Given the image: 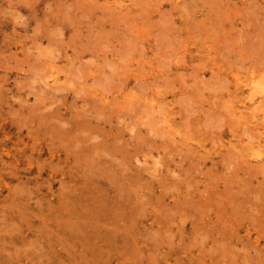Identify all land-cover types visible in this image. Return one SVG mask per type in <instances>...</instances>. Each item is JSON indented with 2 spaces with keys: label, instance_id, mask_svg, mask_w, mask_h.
Instances as JSON below:
<instances>
[{
  "label": "rangeland",
  "instance_id": "374dc122",
  "mask_svg": "<svg viewBox=\"0 0 264 264\" xmlns=\"http://www.w3.org/2000/svg\"><path fill=\"white\" fill-rule=\"evenodd\" d=\"M27 1L29 4H27ZM62 1L61 0H41V1L40 0L39 1L38 0H21V1L20 0H0V51H1L0 56H2V57H0V91H1L0 99H3L0 101V217H2V218H0V240H1L0 241V264H167V263L168 264H199V262L201 260L202 261L200 262V264H208V263L209 264H229L230 262H231L230 264H252V263H254L252 259L246 258V261H245V257L236 256L235 254L226 255V253H225V254H222V256H220L219 254L217 255L219 249H217L213 246H210V245H212L213 241L208 242V239L212 240L211 236L207 234L208 238L205 239L206 235H204V229L203 228L199 227V229H195V230L190 228V226H191L190 223H191L192 219L195 217L197 210H195L194 207H192V209L189 208L190 212L187 214L191 215V217L187 216L188 218H186L187 214H183V212L186 213V211H184L183 208H181V210H179V208L175 207L173 205V202H171V200L174 201L172 196L171 197L166 196V198L162 197V193H161L162 190L167 191L169 189L170 192L172 190V192L175 193V197L177 199L176 204L179 201L181 203L182 201L187 200V199H184L185 197H178L177 195L181 194L180 192H178V189L175 190L174 187L170 186V184H169V186L172 189L169 187H166L165 184H163L164 181L162 182V185H164V187H160L159 190H156V192L153 196L152 202L155 203V208L149 204L147 205V207L150 210L154 209L156 211L158 209H161L160 206H162L163 207L162 210H160L159 212L156 211V213H159L161 215L163 212V214H165V216L164 217L162 216V217L163 218L166 217L167 221L165 222L163 220L161 223H155L154 225L147 224L146 227L142 226V227L136 228L138 232L143 233V231H144L142 237L145 238V241L142 238V241H140L139 243H131V244H127V245L124 244V245H120V246L119 245H117V246L113 245L110 247L105 246L104 247L105 249H103V251L95 252V248L92 246V244H90V243L87 244V243L83 242L80 239V235H77L75 233V228H76L75 222H76V220L81 221L83 219H78L75 216H71V215H73V213H71V214L69 213V206H70L69 204H70V202L73 201V199L71 197H75V194H78L79 189H77V188H79V186L81 187V185H82V181L79 180V182H78V180H77L81 177V174H79V173L77 174L75 172V169H73V163H70L71 165H69L66 162V156L67 155H66L64 149H63L64 151L62 152L63 154H62L61 159L58 157H52L51 156V152H50L51 149L57 148V145L59 146L60 144H64V142H62L60 138L56 137V133H60V131L57 128H55L56 126H58L60 124L58 119L57 120L54 119L51 121H50V119H53V116H51L52 114H56V113L58 114L59 111L62 114V115L60 114V116L65 117V119H66V117L69 118L70 116L72 117V115H76V114H77L76 116H81L80 118H83V119H88V118L90 119V118H92V116H94L95 120L92 123H89V126H88V127H90V129L88 128V129H86V131L84 130L87 133L91 130L95 131L97 129V128H95V124H97L96 120H99V119L96 118V116L97 115H101V116L103 115L109 119L107 122H105V123L102 122L100 124L101 126L103 124V127L106 126L105 131L108 132V130H109V132H111V133H115V132L117 133V131L119 129L118 132H123L124 133L123 137H125V138L121 137L122 138L121 142L122 143L123 142L124 143L130 142L131 143V145H129L128 143L126 145L128 150L131 151V154L129 153V156L131 157L130 159L133 163V164L131 163V167L136 168L139 166H142V167H144V166L150 167L151 166L153 168H157L158 166L156 167V165L159 164L158 160H161L163 158L162 160H164V161H162V162H167L166 166L161 165V163H160V165H161V167L164 166L163 171H165V173L168 172L169 168H170V169H176L179 171V173H182V177H180V178H183V176H184V178H185V176H188V177L191 176L192 177L191 179H189L191 182L190 188L192 187L191 189L197 193V196L195 198L196 200L201 196L205 197V195H208V188H209V189H212L209 191H213L210 193L216 192L215 193V195L217 196L216 198L220 197V195H221L220 192H223V189H224V192L222 193L223 195H221V198L226 197L225 192H229L228 194L226 193V195H228L226 198H228V197L230 198L231 195L235 194L234 196L237 195L236 197H238V202L240 201V198L244 197L243 199L251 201V198L253 197L254 199L253 198L252 199L254 200V203H256V202L258 204H259V202L262 203L264 201V200H262L263 198H261L262 194L264 195V191L262 192V190L264 189L263 188L264 187V180L262 179L264 176V173H263L264 165L261 164L262 163L261 161H259L260 160L259 157L253 158L252 155L248 156V158L252 159V161H250V163H249V162H244L242 157H237L239 154H237V156H235L238 149L233 144H238L240 146L242 144H244V145L250 144L251 142L258 141V138L260 139V137L262 136V134L259 135L261 133V132H259V129L255 128L254 130H252V126H254L253 125L254 123L247 122L245 118L241 117V119L243 120L242 122L243 123L245 122L246 126H245V123L244 124L243 123L238 124L237 116L240 114H243L242 111H247L248 113L244 112V114L246 113L245 115H249V112L251 111V109L246 108L244 106V104L248 101V98H249L248 95L251 91L252 85L255 83V84H260L261 87L264 86V59H263V57H264V50H263L264 49V35H263L264 34V19H262V18H264V0H196V1L195 0H185V2L188 5V6L187 5L186 6L188 8L187 7L183 8V5L185 6V4H186L184 2V0H140V1L139 0H135V1L134 0H100V1L99 0H86V1L85 0H75V1L74 0H62ZM68 1H71V2H68ZM80 1H83V2L80 3ZM90 1H93V4ZM150 1L153 2L154 5ZM210 1H211V3H210ZM212 1L214 2L215 5L212 4L213 3ZM226 1L227 2L229 1V2L227 3ZM61 2L65 6L61 5ZM67 2L70 4H72V3L76 4V5L72 4V8L75 7V9L74 8L72 9L71 6H69L70 4L66 5ZM137 2L139 4H137ZM149 2L151 5L149 4ZM51 3H53L52 4V6L54 5L53 7L50 6ZM216 3H218V4H216ZM107 4H109V5H107ZM222 4H224V5H222ZM225 4L227 7L225 6ZM241 4H243V6H241ZM46 5H47V7H46ZM94 5H95V7H94ZM212 5H214V7ZM111 6L113 9L111 8ZM140 6H143L142 8L145 7L144 10ZM149 6H151V9L153 11H149L150 10ZM176 6H178V7L176 8ZM219 6H222V7H219ZM85 7H89L90 9H88V10L89 11L92 10L93 12L90 13L87 10V8H85ZM99 7H102V8H99ZM171 7L173 8V10ZM46 8H48V10ZM49 8H50V10H49ZM78 8H80V9H78ZM91 8H93L95 11ZM115 8H117L116 9L117 11L114 10ZM120 8H123V9H120ZM208 8H209L210 12L207 13V11H209ZM237 8H239V9H237ZM62 9H63L62 12L66 16V18H64V20H62V18H61L64 15V14L62 15V12H61ZM66 9L67 10L70 9L67 11L68 13L64 11ZM158 9H160L161 11H165V13H162ZM165 9L167 11L169 10L168 12L170 14H167L168 12H166ZM184 9H186V10L189 9L190 13L188 11H185ZM35 10L38 11V14H39L38 18L41 17L39 19V22H42L41 23L42 25H38L39 22H37V20H36L37 15H35V14H37V13ZM49 11H51L53 13H50ZM70 11H71V13H73V15L70 13ZM86 11H88V12H86ZM183 11H185V12H183ZM44 12H46L47 14L50 13L49 14L50 18L47 15L48 20H47V18H45L46 13L44 15ZM81 12L82 13L84 12V14H82ZM97 12H99V13H97ZM149 12H152V13H150V15H149ZM219 12H220V14H219ZM69 13H70V15H69ZM104 13H105V16H103ZM112 13L115 14L114 17H113V15L111 17ZM120 13H121V15H123L124 18H122ZM142 13L144 16H142ZM144 13H146L147 16L149 15L150 18L148 17V19H147V16ZM226 13H227V15H226ZM127 14H129V16ZM164 14L165 15L167 14V16L169 15L168 16L169 18L167 16L165 17ZM43 15H44V17H42ZM59 15L61 17H59ZM78 15H80V16H78ZM99 15L101 16L100 18H103V19L98 18ZM133 15H135V16H133ZM127 16L129 18H127ZM218 16H219V18L220 17L221 18L219 19ZM104 17L105 18L107 17V19L104 20L105 19ZM162 17H165L167 19L164 20V19H162ZM67 18H68V20L66 21ZM73 18H75L74 21H73ZM89 18H94V20L92 19V23H90L91 20ZM112 18L115 19V22H114V20H113V22H111L112 20H109ZM143 18L145 20L147 19L146 21L147 22L149 21L148 22L149 24L147 22H145V20ZM155 18H157V19H155ZM25 19H26L27 23L25 22ZM123 19H127L128 21L125 22V20H123ZM170 19L172 22L171 24L169 23ZM186 19L188 20V22L190 20L189 23H191L190 25L192 27L190 25H188L189 24L188 22H185ZM251 19L254 21H252ZM14 20L15 21L21 20V21L19 23H17V21H16V23H15ZM87 20H88V22H87ZM100 20L103 22V24ZM117 20H119L120 22L122 21V22L120 23ZM158 20H161V21L158 22ZM209 20L211 23L209 22ZM211 20H213V22L215 21L214 24H212L213 22ZM155 21H156V23H155ZM62 22H63V24H62ZM67 22L68 23L70 22L69 28L71 29V27H72V29L70 31L67 30V28H66V30H64L65 27H68V26H64V25L68 24ZM163 22H164V24L166 22H168L167 24L168 25L170 24L169 25L170 27H175V29H173V28L169 29L168 28L169 30H167V27L166 26L164 27V24H162ZM195 22H196V25L194 24ZM71 23H72V25H71ZM76 23L78 26L76 25ZM144 23H145V27L143 25ZM54 24L56 25V27L54 26ZM61 24L64 26L63 27L64 29H62L61 27L60 28L58 27V25L61 26ZM146 24H147V26H146ZM160 24H161V26H159ZM244 24H245V27H243ZM249 24L252 26L253 30L251 27H249L250 26ZM35 25H37V27L39 28L38 29L39 31L37 30V27L35 28ZM132 25H133V27H132ZM155 25H156V27H155ZM193 25H195V26H193ZM210 25H212V28ZM213 25H216V26H213ZM232 25H234L235 28ZM254 25H255V27H254ZM88 26H90L91 29H92V27L93 28L95 27V28L92 30L90 29L91 30L90 31V30H88L89 29ZM151 26H153V27H151ZM87 27H88V29H87ZM125 27L128 28V30ZM137 27L139 28V30L137 29ZM208 27H209V29H207ZM34 28H35V30H34ZM46 28H48L49 30ZM122 28H123V30H122ZM162 28H163V30H162ZM223 28H225V30ZM250 28H251V30H250ZM58 29H59V31H58ZM60 29L64 30L65 32L60 30ZM129 29H130V32H126V31H129ZM176 29H177L178 33H177ZM210 29H211V31H210ZM212 29L213 30L215 29V30L213 31ZM226 29L230 31V34L227 33L229 31H227ZM231 29H232V31H231ZM254 29H255V31H254ZM50 30H51V32L53 31L52 33L56 34V36H57V33L61 34V32H63L62 34L65 33V35L66 34L67 35L65 37H63L64 35L63 36L61 35V37H59L60 35L58 34L59 36H57V38H56L55 35L53 36V34L49 33ZM73 30L76 31V33H77L78 37H80V39L77 38V35L74 34L75 31L73 32ZM96 30H97V32H96ZM153 30H154V33H152ZM164 30L165 31L167 30L166 33H164ZM207 30H209L210 33ZM216 30L217 31L220 30V31L217 32ZM221 30L223 32L225 31L224 32L225 34L227 33V37L225 36L226 38L223 36L224 33ZM55 31H56V33H55ZM79 31H81V32H79ZM99 31H100V33H99ZM102 31L105 33L102 34L101 33ZM162 31H163V33H162ZM171 31L172 32L174 31V33H172ZM251 31L252 32L254 31V32L252 33ZM260 31L262 32V35H261ZM111 32H113V33H111ZM115 32H116V34H115ZM123 32L125 35L123 34ZM211 32H214V33H211ZM243 32L245 33V35L243 34L242 37L239 38ZM83 33L86 35H84ZM161 33H162V35H161ZM167 33H169V35L170 34H172V35L168 36ZM69 34L71 36H69ZM90 34L91 35L93 34L92 37L89 36ZM100 34H102V39H101ZM112 34H113V36H111ZM174 34L176 35L175 37H174ZM248 34H250L252 36L254 35V36L253 37L251 36L249 38ZM81 35H83V36H81ZM228 35H230V39H229ZM31 36H32V38H31ZM88 36H89V39H88ZM125 36H126V38H125ZM156 36L158 38H155ZM172 36H173V38H172ZM217 36H218V39H217ZM258 36L259 37L261 36V37L259 38ZM34 37H35V40H33ZM69 37L71 39H68ZM93 37H94L95 41L91 40ZM169 37H170V39H169ZM262 37H263V40H262ZM52 38H56L55 40L58 39V44L56 43L57 41H55L54 39L52 40ZM65 38H66V42H65V40L63 41V39H65ZM141 38H143V39H141ZM182 38H184V39H182ZM215 38L218 40V43H217V40ZM231 38H232V40H231ZM234 38L236 40L239 38L242 41L239 39L237 40L238 42L233 41V40H235ZM252 38H254V40ZM59 39H62L63 43H61V40H59ZM75 39H77L78 42ZM86 39H88V40L86 41ZM163 39H166V40L163 41ZM177 39H179V41ZM220 39H222V40H220ZM256 39H258V41ZM90 40L94 41V43L96 42L97 46L95 44L93 45V43H91ZM120 40L126 41V42L123 43V42H120ZM131 40L132 41L134 40L133 43ZM184 40H185V43H184ZM224 40L226 41V43L221 42ZM74 41H75V43H74ZM170 41H172L171 45H170ZM69 42H70V45L68 46ZM72 43H73V47L75 44L77 49L72 47ZM88 43L89 44L91 43V44L89 45ZM101 43H103L104 46ZM139 43L143 45V47H144L143 49H145V51L141 48V45H139ZM159 43L162 44L161 47L156 45ZM233 43H235L236 45H234ZM248 43H250L249 44L250 46H248ZM55 44H56V46H55ZM76 44H78V45H76ZM80 44L84 45V47H81ZM86 44L88 46H85ZM105 44H106V46H105ZM131 44L133 45V47L131 46ZM253 44H254V46H253ZM91 45H93V46H91ZM260 45L263 46V48ZM57 46H61V47H57ZM99 46H101V47H99ZM121 46H123V47H121ZM226 46L228 47L229 51L226 48ZM25 47L27 48L26 49L27 51L25 50ZM56 47H57V49H56ZM63 47H65L66 50H64ZM221 47H224L226 50H222L224 48H221ZM243 47H245V48H243ZM255 47H257V51H255L256 50ZM52 48H54L55 50H53ZM79 48L80 49L82 48V49L80 50ZM84 48L85 49L89 48L90 50L89 49L84 50ZM91 48H93L96 51H93V49H91ZM126 48L128 49V51L126 50ZM133 48H134V50H133ZM235 48H237L236 51L234 50ZM246 48L247 49L249 48V49L247 50ZM230 49H231V51H230ZM57 50H58L57 53L59 55H62V54L65 55L66 54V56L62 55V56H60V58L63 57V59L62 58L60 59L59 55H56ZM77 50H80L81 52L77 51ZM98 50L100 53L97 52ZM102 50L104 53L102 52ZM221 50L225 51V53L224 52L221 53L222 52ZM25 51H26V53H25ZM87 51H88V53H87ZM115 51H116V53H115ZM227 51L230 54H227ZM238 51H239V53H238ZM240 51H243V52H240ZM244 51H245V53H244ZM53 52H54V54H53ZM83 52L84 53L86 52L87 54L82 55V54H84ZM124 52L125 53L130 52L131 56L129 53H128L129 56H127ZM233 52H235V53H233ZM255 52L259 55H257ZM261 52H263V55ZM73 53H75V55ZM90 53L93 55V58H92V55H90ZM121 53L122 54L124 53L126 56H124V55L122 56ZM249 53H250V55H247ZM240 54H242V55L239 56ZM251 54H252V57H253V55H255L253 57V59H251L249 57V56H251ZM53 55H54V57H53ZM112 55L115 57L113 58ZM139 55H141V56H139ZM183 55L186 59L183 57ZM235 55H238V56H235ZM260 55H261V57H260ZM6 56H7V58H6ZM27 56L29 58L28 59L26 58L25 59L26 62H25V60H23V57H27ZM71 56H73L74 60H75V61L73 60L74 62L72 61V63L70 62L73 59V57L71 58ZM102 56H103V58H102ZM105 57H108L109 59L105 58ZM127 57H129L128 58L129 60H127ZM130 57L133 58L131 60V62H130V59H131ZM225 57L228 60L225 61V59H222ZM235 57L238 60L237 59L235 60L234 59ZM54 58H55V61H53ZM183 58H184V60H183ZM255 58H257V59H255ZM16 59H18V60H16ZM104 59H105V62H104ZM110 59L113 61V64L109 63V62H112V61H109ZM178 59H179V61H178ZM230 59L231 60L233 59V61L235 63L232 62ZM50 60H52V62ZM89 60L92 64V65L90 64L91 65L90 67H89V64H87V65L85 64ZM117 60H118V63L116 62ZM29 61L31 62L32 65L29 64L30 63ZM237 61H239L242 64V68L240 67L241 64L237 65V63H239ZM260 61L262 62L263 65H261ZM17 62H18V65L15 66L16 64H14V63H17ZM54 62H56V63H54ZM140 62H143V63L141 64ZM227 62H228V64H227ZM259 62H260V64H259ZM5 63L7 65H9L10 67H8ZM26 63H28V64H26ZM73 63H74V65H73ZM99 63L103 67H100L101 65ZM105 63L107 66L105 65ZM122 63L125 66H123ZM159 63H161V64H159ZM55 64H58V65L55 66ZM97 64L100 65L99 66L100 68L98 67ZM115 64H116V66H115L116 69H114V66H113ZM118 64L121 68L123 67L122 70H120L121 68H118V66H117ZM253 64H255V66ZM12 65H14V66H12ZM71 65H73L74 67ZM84 65L89 67L88 68L89 70H85L87 67ZM109 65H112L113 68L109 67ZM191 65H194L196 68L194 66L192 68ZM20 66H22V68ZM28 66H29L30 72L27 70ZM59 66L61 68L58 69ZM137 66H138V68H137ZM259 66H261V67H259ZM4 67L5 68L8 67L9 69L6 68L7 69L6 70ZM79 67L82 68V70ZM83 67H85V69ZM103 68L106 71L105 72L103 70L104 73L106 74V76H105V74H103V71H101ZM110 68H112L113 74L110 73L111 72ZM98 69H100V71ZM161 70H163V71H161ZM113 71H115L116 73ZM123 71L125 72L124 75H123V73H124ZM73 72H74V74H73ZM118 72H119V74H118ZM2 73L4 74L3 76H2ZM5 74H6V76H5ZM109 74L114 75V76H110ZM27 75H29L28 78H27ZM52 75H59L60 76V81H59V83H56V84H60V83L66 84L67 83L69 86L64 85L66 87L65 88L63 85L60 84L61 87L63 88V89L61 88L62 92H60L59 91L60 89H58V88H53V87L51 88V85H49L48 82H50L51 84H55V83H53ZM76 75H78V77L80 76V78H77ZM120 75L121 76L123 75L124 77L126 76L125 80H123V78H124L123 76H122L123 78L121 79ZM95 76H98L101 79L100 78L97 79L98 77L95 78ZM155 76H157V78H155ZM68 77H70L71 80L73 77H74L73 80H75V78H77V80L71 81V80H69L70 78L68 79ZM102 78H103V81H102ZM43 79L47 81L48 85H45V82H43ZM78 79H79L80 83L77 82ZM108 79H109V82H108ZM117 79L119 81L121 80V82L119 83ZM219 79H221V80H219ZM15 80L19 81V82H17L18 84L16 83ZM110 80H111V82H110ZM96 82L98 83V85H96L97 84ZM138 82H140V83H138ZM84 83L86 84V86L85 85L82 86V89H81V85H83ZM87 83H89V84L87 85ZM94 83H95V85H94ZM221 83H222V85H220ZM223 83L224 84L229 83V84H227V85H229L227 87V89L225 87L226 85L224 86ZM246 83H249V84H246ZM19 85H21L20 87H22V89H20V88L18 89ZM74 85H77V87H73ZM242 85H243V88L245 89L244 91H242L240 89V86H242ZM8 86L11 88L9 89ZM135 86H136V88H135ZM67 87H69L70 91L69 90L66 91V89H68ZM70 87H72V88H70ZM88 87H89V89H88ZM203 87H205V88H203ZM219 87H220L221 91L218 89ZM73 88H75V89H73ZM76 88H78V89H76ZM39 89H41V90H39ZM45 89H46V92L45 91L43 92V90H45ZM84 89L86 90V93H85ZM91 89L93 91H90ZM222 89L224 91H222ZM79 90H80V92H79ZM214 90H216V91L219 90V91L213 92ZM39 91H40V93H39ZM64 91H65V93H64ZM74 91H76L75 94H74ZM89 91L92 93H90ZM127 91H130L133 93V95L135 96V97L134 96L132 97L133 100H136L138 97L141 100H144V98H147L148 101L151 100V101H153V103H155V102L160 103L159 107L162 109L163 113H164V111H166V113L170 114V112L172 110H175L176 111L175 116H178L177 122L179 123V128L181 130V134H180V132H178V134H177V136H178L177 139L172 140L173 138L171 136H168V135L166 137L161 138V136L155 135L156 131L153 128H152V130H153V132L155 131V134L150 132V131H152V130H150L151 127L153 125H155V124H152L153 121H152V118L150 116L154 115V117H153V120H154L155 115H157V114L153 110H151V106H150L151 104L143 106V104L139 105V103H135V104L133 103V105H132L131 104L132 101H130L128 98L125 99L126 98L125 94L127 93ZM48 92H49V94L46 95V93H48ZM78 92H79V94H78ZM81 92H83L84 94L83 93L81 94ZM95 92H98V94H106V95L108 94L110 96L111 100L113 101V105H112V107L110 106V108H107L105 111L107 112L108 110L112 109L111 114L110 113L102 114L105 111L102 110L103 108L101 107V104L99 103V99L97 97H95V95H94ZM222 92H223V94H222ZM41 93H43L46 96H43V94H41ZM39 94H41V96ZM114 94L116 95V97L114 96ZM179 94H181V95H179ZM183 94L188 95L189 98ZM48 95L50 97L51 96L53 97V98H51L52 101H51V99H49ZM76 95H78V96H76ZM81 95H83V96H81ZM85 95H89V96H85ZM192 95H196V97L194 96L195 97L194 98ZM18 96H20L21 98ZM37 96H39L38 97L39 99L37 98ZM74 96L79 97V98L75 99ZM127 97H129V95H127ZM41 98H43V102H41L42 101ZM44 98H46L45 101H44ZM115 98L118 101H115L116 100ZM58 99H59V101H58ZM92 99H93V102H92ZM49 100H50V103H49L50 106L48 104ZM53 100L55 102H53ZM56 100H57V104L55 106H53V104L56 103ZM219 100H220V104L222 105L221 107L219 104H216V102L217 101L219 102ZM2 101H4V102H2ZM30 101H32V102H30ZM88 101L91 103H94L95 105L90 103V106H89ZM58 102H59V104L62 103L61 106L58 104ZM96 102H98L100 104V106H99L100 108L98 107L99 108L98 112H96V110H95L97 108V107L95 108V106L99 105L98 103L96 104ZM133 102H135V101H133ZM183 102H184V104H183ZM37 103H39V105H37ZM44 104H47L48 106L44 105ZM83 104L86 106H84ZM187 105H188V107H186ZM82 106L84 108L82 110L79 109L80 107L82 108ZM128 106H130V107H128ZM136 106H138L137 109H136ZM146 106L147 107L150 106V108L148 107L146 109L145 108ZM85 107H87V108H85ZM113 107H114V109H113ZM184 107H186L187 109L189 108L190 110L185 111L186 108L184 109ZM210 107H214L215 111L218 109L219 110V111L217 110L218 114L220 113L219 115H221V116L216 114L217 112L215 113V111H212V113H211V110L213 108L210 109ZM131 108H134V113L137 112L136 110H138L139 108L141 111L139 110L140 113H138L139 112L138 111L137 114H134V113L132 114L133 109H131ZM141 108H143V110ZM17 109H19V110H17ZM78 109H79V111H78ZM128 109H129V113L127 114ZM191 109H193V110H191ZM35 110L37 112H35ZM53 110H55V111H53ZM122 110H124V111L127 110V111L124 113ZM194 111H196V113ZM41 112H43V113H41ZM143 112L145 114H143ZM151 112H153L152 113L153 115L151 114ZM190 112H191V114H190ZM44 113H45V115H44ZM89 113L91 114L90 116L87 115ZM166 113H164V114H166ZM208 113L209 114L211 113V115L213 117L211 115H208ZM222 113H224V115ZM107 114H110V115H107ZM146 114H148L147 116L149 118L146 117ZM186 114H188V115H186ZM39 115L43 116L44 118L40 117ZM136 115H139V116L136 117ZM23 116H25L24 118L26 120L23 118ZM82 116H84L85 118ZM110 116H112V117H110ZM132 116H133V118L135 117L134 118L135 119L134 124L136 125V128L139 129V127H140L139 130L142 133L140 131H137L135 133L131 132V130L133 131V129H135V126L133 124L134 121H132L131 122L132 124H130V121L133 119ZM215 116L217 119H218V117H220L221 119L219 118L220 120L218 119L219 120L218 121L215 118V120H214ZM120 117L122 118V120ZM140 117H142V118L145 117V121H147V122H145L146 126L144 123V119H142ZM186 117H189V119ZM207 117L210 119H208ZM231 117L232 118L234 117V118L232 119ZM207 120H210L208 122H212L211 120H214V125H212L213 123L212 124L207 123ZM222 120H223V122H222ZM233 120L235 121V123L237 125H235ZM148 121H150V122L148 123ZM187 121H189L188 122L189 124L188 123L186 124ZM72 122L73 121H71V120L70 121L64 120V122L61 125H62V127H68V125H69V127H71ZM111 122H112V124H111ZM55 123H57L56 126H54ZM119 123H121L122 125L120 124L121 125L120 126ZM137 123H139L140 126L139 125L137 126ZM147 123L150 126H147ZM223 123H224V127H223ZM247 123H250V125L248 124V126H247ZM204 124L207 126L204 127ZM109 125H111V126H109ZM92 126L94 127L93 129H92ZM122 126L124 129L122 128ZM187 126H188V128H187ZM243 126H245V127H243ZM221 127H223V128H221ZM246 127H248V128H246ZM120 129H121V131H120ZM138 129H135L134 131H136ZM155 129H156V127H155ZM244 129H245V132H244ZM248 129L255 131V134H253L254 132L252 133ZM210 130H212L211 132H213V133H211ZM256 130H258V133H256L257 132ZM260 130L262 131V129H260ZM247 132H250L251 134L247 133ZM82 133L86 134L84 132H82ZM130 133H131V135L134 134L133 135L134 137L131 136ZM137 133H139V134H137ZM140 133H141V135L144 134L145 136L144 135L143 136L145 138L143 136H140ZM145 133L147 134V136ZM136 134L138 135L137 137L135 136ZM249 134L252 135L250 137L251 139L253 138L252 140L250 138H248L247 136H245V135L249 136ZM95 135H97L96 132H95ZM153 135L156 137V139H154L155 137ZM254 135H256V137ZM149 136H151V137H149ZM212 136L215 137V139L212 138ZM54 137L56 138V140ZM99 137L101 138L102 136L100 135ZM109 137L111 138V140L113 142H117V143L120 142V141H118V140H120L119 137H114L112 134L109 135ZM138 137L141 138V140L138 139ZM134 138H136L137 140H135ZM146 139H147V142H146ZM152 139H153V142L150 141L151 145H152L151 146V145H149L150 144L149 140H152ZM92 140L97 141L99 139L98 138L96 139V137H95V138H92ZM143 140L145 141L146 145H145ZM214 140H216V143ZM134 141H135V143L142 141V143H139V145H137L136 146L137 148H136L135 145L137 143L135 144ZM161 141H163V142H161ZM59 142H61V143H59ZM73 142L74 141H72L70 143L67 142V144H71V143L73 144ZM258 142H260V141H258ZM88 143H90V141ZM159 143L161 145H159ZM203 143L206 145H204ZM263 143H264V141L261 142V145H259L256 148V150L258 148L260 150H262V149L264 150V148H263L264 144ZM157 145H158V147H156ZM42 146H43V149H41ZM61 147L65 148L64 145H61ZM169 147H172V148L170 149ZM176 147H177V149H176ZM232 147L234 149L233 152H232V149L230 150V148H232ZM148 148H150V149H148ZM153 148H155V149L152 150ZM188 148H190L189 150H191V151H189ZM143 149H144V151H143ZM169 149H170V151H169ZM216 149H217V151L214 152V150H216ZM227 149H228V152H227ZM235 149L237 150L236 152H235ZM145 150L148 152L147 155L150 154L149 157H147V155L145 154ZM248 150L250 151L251 149H248ZM67 152H69V151H67ZM135 152H138L141 155V158L143 160H147V162H146L147 164H144V162L139 163L137 161L136 156L132 155V153H135ZM170 152L173 155V156H171V158L169 157L171 155ZM180 152H182V154L184 152L183 156L180 154ZM225 152H227L228 154H225ZM229 152L234 153L233 155L235 156V158L237 157V159H235L234 156L231 155ZM154 155L156 156V158ZM190 155H192L191 158H190ZM222 155L224 157H222ZM226 155H228V156L226 157ZM229 156H233V159L235 161L233 159L232 160L234 163L231 162L232 160H230V159L232 157L230 158ZM263 156H264V153H263ZM107 157L110 158V156H107ZM165 157H167V158H165ZM221 157L223 159H225V161H223L221 159ZM228 157L230 159H228ZM180 160H181V162H180ZM197 161H198L199 165L196 164ZM227 161H230L231 163L227 162ZM155 162H157L156 165L154 164ZM236 162L238 164H236ZM254 162H255V164H252ZM189 163H191V167L189 166L190 165ZM55 164H57V166ZM140 164H142V165H140ZM178 164H180V166ZM229 164H230V166H228ZM249 164H250V166H249ZM258 164H260V166H258ZM167 165H168V169L166 168ZM252 165H254V166H252ZM69 166H70V169H72L73 172L76 173V177H72L73 176L72 174H71V176L68 174V172L70 170ZM231 166H233L235 168V170ZM81 167L82 166H79L78 169H81ZM227 167L230 169L231 175H233L235 177L234 179L229 174V171H228L229 169ZM158 168H160V167H158ZM226 168H227V170L225 171ZM188 169H190L191 171ZM199 169H201L202 171H200ZM204 169L206 170V172L204 171ZM236 169H237V171H236ZM151 170L153 171V169H151ZM245 170H248V171H245ZM261 170H263V171H261ZM143 171L147 172V174L149 173L148 174L149 178H151L155 174V172H154V174L153 173L151 174L150 170H148V171L143 170ZM197 171L199 173H197ZM232 171H235L237 173H235V175H234V172L232 174ZM62 172H64V173H62ZM246 172H248L249 174H247ZM226 173H228V174H226ZM244 173L247 174V176ZM205 175H207V176L213 175V176L211 178L206 177V178H208V179H206ZM248 175H250L249 178H248ZM154 176H156V175H154ZM177 177L178 176L175 175V179L180 180V178L179 177L177 178ZM196 177H197V179H196ZM213 177L216 178V181ZM245 177H247L248 180H250V177H252L250 180L251 182H249L247 180V178H245ZM172 179H174V175H172L171 172L169 171L168 175H167V182H169V181L171 182ZM193 179H196L195 183H194ZM212 179L214 181H212ZM197 180L200 182H197ZM204 180H206V181H204ZM257 180L259 183H257ZM186 181H188V180H186ZM243 181H246V182H243ZM72 183H74V184H72ZM256 183L259 185H257ZM60 185H61V187H60ZM73 185H75V186H73ZM210 185H213L214 187L211 188ZM249 186L253 190L251 189L249 191V188H248ZM261 186H262V190L260 189ZM12 187H14V188L11 189ZM148 187L145 188L146 192H144V193H149L150 187H151L150 184H148ZM230 187H232L234 190L239 187L238 188L239 192L237 193L238 189H236L234 192V190ZM175 188H176V186H175ZM206 189H207V191H206ZM254 189L256 191H254ZM61 190H62V192H61ZM214 190H216V191H214ZM153 191H155V190H153ZM241 191H243V192H241ZM248 191H249V194H248ZM252 191H253V193H252ZM258 191H260L262 193H260ZM61 193H63L64 195ZM242 194H246V195H242ZM253 194H256V195L254 196ZM257 196L260 197L259 200H258ZM145 197H147V196H145ZM148 198H149V196H148ZM148 198H146V200H148ZM161 198H165V200L161 201ZM255 198H256V200H255ZM181 199H182V201H181ZM188 199H190V198H188ZM253 200L251 202H253ZM250 201H249L250 204L248 202L244 201L245 204L248 203L249 205L243 204V201L241 202L242 206L245 205L248 207V208L246 207L247 208L246 209L245 206H243V208H241L242 206H240L241 210L245 211V215H247V213H249L250 210L252 209V207L255 205L254 203L251 204ZM9 203L11 204V206ZM7 205H8V207H7ZM172 205H173V207H175V209H174L175 211L173 210V212L169 211V208ZM188 205H189V202H187V204L184 206L187 207ZM67 209H68V211H67ZM2 210L5 213L2 212ZM28 213L30 215H28ZM173 214H174V216H173ZM179 214H181V215H179ZM4 215H5V217H4ZM42 215H44V216H42ZM179 216H180V218H179ZM249 217H251V216H249ZM8 218H10V219H8ZM196 218L198 220V216ZM58 219H59V221H58ZM249 219L250 220H247L248 221L247 225H249V222L251 224L253 223L251 220L252 218H249ZM169 220H171V221L169 222ZM9 221H11V222H9ZM21 221H23L24 224ZM174 221L175 222L177 221V222L175 223ZM198 221H199L198 226H201L203 224V220L199 219ZM15 222H17V223H15ZM171 222H173V223H171ZM27 223L29 225H27ZM180 223H183V224L180 225ZM187 223H189L190 229L185 226ZM10 224H11V226H10ZM158 224H161V228ZM205 225L207 226V228L212 227L211 224H208V225L205 224ZM12 226H13V228H12ZM249 226H251V225H249ZM162 227H165V228H163L164 230L162 229ZM156 228L158 229V233L154 234L157 230ZM168 228L170 230H168ZM176 228H177V231L174 232L173 230H176ZM152 229L153 230L155 229L154 233L152 232ZM159 230L164 235L161 234L159 232ZM148 231L152 232V233L148 234L147 233ZM195 231L198 232L199 235ZM253 231H255V230H253ZM8 232H9V234H8ZM171 232L174 234H172ZM246 232L247 231H245V230L241 231V235L246 234ZM145 234H147V235H145ZM202 234L204 236H200ZM220 234H221V232H220ZM149 235H150V237L148 238ZM154 235H157V236H154ZM162 235H163V238L160 237ZM216 235H218V233H215L214 236H216ZM156 237H157V239H156ZM159 237L161 239H159ZM193 237H194V239H193ZM200 237H202V238L204 237L203 238L204 240L203 239H202L203 241L200 240ZM253 237L247 236L244 241L238 242V244H235L236 242H234L233 245H236L235 247H237L240 250L243 249L241 251L246 255V253L248 251L245 248H243V246L246 244V245H249L250 247H253L254 246V238ZM181 239H183V240H181ZM172 240H173V242H172ZM191 240H193V241H191ZM194 240L196 242V246L194 244ZM8 241H10V242H8ZM230 241H231V239H230ZM262 241L264 243V236L262 237ZM31 242H32V244H34L33 246L31 244ZM163 242H165V243H163ZM167 242L170 243L171 247ZM178 242H179V244L177 245ZM197 242H198V244H197ZM189 243H191V244L189 245ZM155 244H156V246H155ZM200 244H203V245H200ZM27 245L29 247H26ZM233 245H229V246L234 247ZM190 246H191V248H190ZM193 246H195V248ZM17 247H19V249ZM14 248L16 250V253H15ZM204 248H205V250H208V252L207 251L205 252ZM199 249H201V250H199ZM216 250H217V252L215 254ZM142 251L144 252V254ZM85 252L87 253V255L85 254ZM210 252H211V254H210ZM254 252L255 251L253 248L252 253L255 255L256 252L255 253ZM138 253L140 255H138ZM150 253L153 255L151 256ZM212 253L215 256H213ZM197 254H198V256H197ZM142 255H143V257H142ZM154 255H155V257H154ZM166 255H167V257H166ZM224 255L227 256L228 258L227 257L224 258ZM161 256H162V258H161ZM154 260H157V261H154ZM220 260H221V262H220ZM163 261H165V262H163Z\"/></svg>",
  "mask_w": 264,
  "mask_h": 264
},
{
  "label": "bare ground",
  "instance_id": "6f19581e",
  "mask_svg": "<svg viewBox=\"0 0 264 264\" xmlns=\"http://www.w3.org/2000/svg\"><path fill=\"white\" fill-rule=\"evenodd\" d=\"M21 1V0H20ZM39 1V0H38ZM41 1V0H40ZM62 1V0H61ZM75 1V0H74ZM86 1V0H85ZM100 1V0H99ZM135 1V0H134ZM140 1V0H139ZM138 1V2H139ZM196 1V0H195ZM194 1V2H195ZM18 2V1H17ZM24 2V1H23ZM31 2V1H30ZM63 2V1H62ZM62 2H61V5H63V6H65L64 4H62ZM68 2H71V1H68ZM66 3V5L68 4H70V3ZM83 1H80V3H82ZM90 2H92V4H93V1H90ZM137 2V4H139ZM151 2V1H150ZM150 2H149V4H150ZM174 2V1H173ZM184 2H185V0H184ZM188 2V1H187ZM213 2V1H212ZM216 2V1H215ZM223 2V1H222ZM227 2V1H226ZM229 2V1H228ZM227 2V3H228ZM247 2V1H246ZM60 3V2H59ZM101 3V2H100ZM147 3V2H146ZM151 3H153V2H151ZM157 3V2H156ZM186 3V2H185ZM210 3H211V1H210ZM225 3V2H224ZM226 3V4H227ZM27 4H29L28 3V1H27ZM43 4V3H42ZM52 4L53 3H51V5L50 6H52ZM72 4H74V3H72ZM72 4H70L69 6H71V8H72ZM158 4V3H157ZM189 4V3H188ZM212 4H214V2L212 3ZM216 4H218V3H216ZM226 4H225V6H226ZM41 5V4H40ZM74 5H76V4H74ZM83 5V4H82ZM101 5V4H100ZM107 5H109V4H107ZM142 5V4H141ZM151 5V4H150ZM153 5H154V3H153ZM172 5V4H171ZM178 5V4H177ZM187 5V3L185 4V6L183 5V8L184 7H187L186 6ZM215 5V4H214ZM214 5H212L213 7H214ZM222 5H224V4H222ZM49 6V5H48ZM49 6V7H50ZM54 6V5H53ZM52 6V7H53ZM62 6V7H63ZM88 6V5H87ZM211 6V7H212ZM230 6V5H229ZM241 6H243V4H241ZM36 7V6H35ZM46 7H47V5H46ZM79 7V6H78ZM94 7H95V5H94ZM141 8L143 7V6H140ZM150 8V10L149 11H153L152 9H151V6H149ZM154 7V6H153ZM152 7V8H153ZM178 6H176V8H177ZM192 7V6H191ZM219 7H222V6H219ZM224 7V6H223ZM227 7V6H226ZM39 8V7H38ZM66 8V7H65ZM74 9H75V7H73ZM72 8V9H73ZM85 8H87V10L88 9H90L89 7H85ZM84 8V9H85ZM99 8H102V7H99ZM111 8H112V6H111ZM145 8V7H144ZM144 8H142L143 10H144ZM172 8V7H171ZM170 8V9H171ZM182 8V7H181ZM188 8V7H187ZM41 9V8H40ZM47 10H48V8H46ZM78 9H80V8H78ZM91 9H93V8H91ZM113 9V8H112ZM117 8H115L114 10H116ZM120 9H123V8H120ZM128 9V8H127ZM162 9V8H161ZM222 9V8H221ZM225 9V8H224ZM223 9V10H224ZM230 9V8H229ZM237 9H239V8H237ZM30 10V9H29ZM34 10V9H33ZM37 10V9H36ZM35 10V11H36ZM46 10V11H47ZM49 10H50V8H49ZM68 10H70V9H68ZM67 9L66 10H64L65 12H67L68 11ZM94 10V9H93ZM129 10V9H128ZM148 10V9H147ZM158 10H160V9H158ZM157 10V11H158ZM166 10V9H165ZM172 10H173V8H172ZM185 11H188L189 12V9L188 10H186V9H184ZM208 10H209V8H208ZM226 10V9H225ZM34 11V12H35ZM63 11V9L61 10V12ZM89 11V10H88ZM88 11H86V12H88ZM95 11V10H94ZM105 11V10H104ZM112 11V10H111ZM117 11V10H116ZM121 11V10H120ZM130 11V10H129ZM140 11V10H139ZM156 11V12H157ZM161 11V10H160ZM169 11V10H168ZM167 10H166V12H168ZM185 11H183V12H185ZM215 11V10H214ZM50 13H53V12H51V11H49ZM48 12V13H49ZM90 13H92L93 11L91 10V11H89ZM131 12V11H130ZM134 12V11H133ZM137 12V11H136ZM142 12V11H141ZM155 12V11H154ZM162 13H165V11H161ZM160 12V13H161ZM208 12H210V10L209 11H207V13ZM240 12V11H239ZM36 13L37 14H35V15H37V22H39V19L41 18V17H39L38 18V11H36ZM45 13L46 12H44V15H45ZM49 13V14H50ZM68 13V12H67ZM70 13H71V11H70ZM70 13H69V15H70ZM82 13V12H81ZM97 13H99V12H97ZM103 13V12H102ZM119 13V12H118ZM123 13V12H122ZM147 13V12H146ZM146 13H144L145 15H146ZM150 13H152V12H149V15H150ZM190 13V12H189ZM49 14H47L46 13V17L45 18H47V15H48V17L50 18V16H49ZM64 13L62 12V15H63ZM72 15H73V13H71ZM82 14H84V12L82 13ZM81 14V15H82ZM95 14V13H94ZM135 14V13H134ZM167 14H170L169 12L167 13ZM167 14L165 15L164 14V16L166 17L167 16ZM219 14H220V12H219ZM229 14V13H228ZM240 14V13H239ZM44 15L42 16V17H44ZM54 15V14H53ZM87 15V14H86ZM85 15V16H86ZM89 15V14H88ZM92 15V14H91ZM112 15H113V17H114V15L115 14H111V17H112ZM120 15H121V13H120ZM119 15V16H120ZM128 16H129V14H127ZM132 15V14H131ZM147 16V19H148V17L150 18V16ZM226 15H227V13H226ZM230 15V14H229ZM228 15V16H229ZM242 15V14H241ZM64 16V17H63ZM62 17L59 15V17H61L62 18V20H64V18H66V16H65V14L63 15ZM78 16H80V15H78ZM93 16V15H92ZM103 16H105V13H104V15ZM122 16V18H124L123 17V15H121ZM120 16V17H121ZM127 16V18H129ZM133 16H135V15H133ZM142 16H144L143 15V13H142ZM145 16V17H146ZM169 16V15H168ZM167 16V17H168ZM189 16V15H188ZM216 16V15H215ZM52 17V16H51ZM94 17V16H93ZM101 16L99 15V17L98 18H100ZM116 17V16H115ZM126 17V16H125ZM131 17V16H130ZM144 17V18H145ZM161 17V16H160ZM165 17H162V19H167V18H165ZM174 17V16H173ZM211 17V16H210ZM230 17V16H229ZM60 18V19H61ZM105 18V17H104ZM143 18V19H144ZM169 18V17H168ZM218 18H219V16H218ZM221 18V17H220ZM219 18V19H220ZM59 19V18H58ZM74 19L75 18H73V21H74ZM83 19V18H82ZM90 20H91V22L90 23H92V19L94 20V18H89ZM100 19H103V18H100ZM107 19V17L104 19V20H106ZM117 19V18H116ZM120 19V18H119ZM142 19V20H143ZM146 19V20H147ZM154 19V18H153ZM155 19H157V18H155ZM161 19V20H162ZM189 19V18H188ZM216 19V18H215ZM262 19H264V18H262ZM44 20V19H43ZM47 20H48V18H47ZM68 20V18L66 19V21ZM109 20H112L111 22H113V20H114V22H115V19H109ZM121 20V19H120ZM123 20H125V22L126 21H128L127 19H123ZM133 20V19H132ZM131 20V21H132ZM145 20V19H144ZM145 20V22H147ZM151 20V19H150ZM161 20H158V22L159 21H161ZM175 20V19H174ZM187 20V19H186ZM185 20V22H188V20L186 21ZM192 20V19H191ZM252 20V19H251ZM17 21V20H16ZM16 21L14 20V22L16 23ZM21 20H19V21H17V23H19ZM29 21V20H28ZM46 21V20H45ZM65 21V22H66ZM81 21V20H80ZM96 21V20H95ZM94 21V22H95ZM101 21V20H100ZM118 22H120L119 20H117ZM130 21V22H131ZM169 21V20H168ZM207 21V20H206ZM212 22H213V20H211ZM252 21H254V20H252ZM251 21V22H252ZM12 22V21H11ZM25 22H26V19H25ZM24 22V23H25ZM48 22V21H47ZM58 22V21H57ZM87 22H88V20H87ZM102 22V21H101ZM122 22V21H121ZM120 22V23H121ZM134 22V21H133ZM149 22V21H148ZM147 22V23H148ZM165 22V21H164ZM164 22L162 23V24H164ZM189 22H190V20H189ZM188 22V23H189ZM209 22H210V20H209ZM215 22V21H214ZM214 22L212 23V24H214ZM222 22V21H221ZM13 23V22H12ZM27 23V22H26ZM42 22H39L38 23V25H42L41 24ZM61 23V22H60ZM68 23V22H67ZM66 23V24H67ZM70 23V22H69ZM69 23L67 24V25H64V26H68V27H65V29L63 28L64 26L62 25L63 24V22H62V24H61V26H59L58 25V27L60 28H62V29H64V30H66V28H67V30H71L72 29V27H71V29L69 28ZM155 23H156V21H155ZM168 22H166L165 24H164V27L166 26L167 27V30H169L170 28L172 29H175V27H170L169 25L172 23L171 22V19H170V24L168 25L167 24ZM193 23V22H192ZM211 23V22H210ZM218 23V22H217ZM220 23V22H219ZM242 23V22H241ZM14 24V23H13ZM59 24V23H58ZM80 24V23H79ZM94 24V23H93ZM102 24H103V22H102ZM101 24V25H102ZM132 24V23H131ZM149 24V23H148ZM153 24V23H152ZM167 24V25H166ZM176 24V23H175ZM187 24V23H186ZM191 23H189L188 25H190ZM195 25H196V22L194 23ZM15 25V24H14ZM26 25V24H25ZM34 25V24H33ZM71 25H72V23H71ZM76 25H77V23H76ZM75 25V26H76ZM113 25V24H112ZM119 25V24H118ZM144 25V27H145V23L143 24ZM178 25V24H177ZM195 25H193V26H195ZM247 25V24H246ZM250 25V24H249ZM54 26L56 27V25L54 24ZM78 26V25H77ZM104 26V25H103ZM102 26V27H103ZM109 26V25H108ZM116 26V25H115ZM126 26V25H125ZM129 26V25H128ZM146 26H147V24H146ZM159 26H161V24L159 25ZM176 26V25H175ZM191 26V25H190ZM211 26V28H212V25H210ZM213 26H216V25H213ZM233 27H234V25H232ZM248 26V25H247ZM34 27V26H33ZM37 27V25H35V28ZM88 27H89V29H88ZM87 27V29L88 30H90L91 28H90V26H88ZM92 27V26H91ZM120 27V26H119ZM132 27H133V25H132ZM149 27V26H148ZM147 27V28H148ZM151 27H153V26H151ZM155 27H156V25H155ZM178 27V26H177ZM192 27V26H191ZM243 27H245V24H244V26ZM249 27H251L252 28V26L250 25ZM254 27H255V25H254ZM35 28H34V30H35ZM69 28V29H68ZM95 28V27H94ZM93 27H92V29H94ZM97 28V27H96ZM105 28V27H104ZM108 28V27H107ZM106 28V29H107ZM124 28V27H123ZM123 28H122V30H123ZM126 28V27H125ZM161 28V27H160ZM169 28V29H168ZM235 28V27H234ZM242 28V27H241ZM251 28H250V30H251ZM257 28V27H256ZM39 28L37 27V30H38ZM46 29H48V28H46ZM62 29H60V30H62ZM75 29V28H74ZM80 29V28H79ZM86 29V30H87ZM91 29V30H92ZM127 30H128V28H126ZM137 29L139 30V28L137 27ZM144 29V28H143ZM166 29V28H165ZM193 29V28H192ZM207 29H209V27L207 28ZM224 30H225V28H223ZM49 30V29H48ZM64 30H62V31H64ZM76 30V29H75ZM75 30H73V32L75 31ZM87 30V31H88ZM90 30V31H91ZM125 30V29H124ZM162 30H163V28H162ZM166 30V31H167ZM194 30V29H193ZM213 30V29H212ZM215 30V29H214ZM213 30V31H214ZM227 30V29H226ZM239 30V29H238ZM252 30H253V28H252ZM39 31V30H38ZM47 31V30H46ZM57 31V30H56ZM56 31H55V33H56ZM58 31H59V29H58ZM112 31V30H111ZM133 31V30H132ZM146 31V30H145ZM166 31L164 30V33H166ZM176 31H177V29H176ZM209 33H210V31H211V29H210V31L209 30H207ZM217 31V30H216ZM220 30H218L217 32H219ZM222 31V30H221ZM227 31H229V30H227ZM231 31H232V29H231ZM244 31V30H243ZM247 31V30H246ZM254 31H255V29H254ZM253 31V32H254ZM263 31V30H262ZM53 32V31H52ZM51 32V30H50V32L49 33H51V34H53V36L55 35L56 36V34H54V33H52ZM61 32V31H60ZM65 32V31H64ZM72 32V31H71ZM79 32H81V31H79ZM96 32H97V30H96ZM126 32H130V29H129V31H126ZM152 32V31H151ZM172 32V31H171ZM223 32V31H222ZM225 32V31H224ZM223 32V33H224ZM239 32V31H238ZM252 32V31H251ZM252 32V33H253ZM259 32V31H258ZM17 33V32H16ZM48 33V32H47ZM63 32H61V34H59V33H57V36H59V37H61V35L63 36V37H65L66 35H65V33L64 34H62ZM99 33H100V31H99ZM102 34L103 33H105V32H101ZM111 33H113V32H111ZM152 33H154V30H153V32ZM162 33H163V31H162ZM162 33H161V35H162ZM172 33H174V31L172 32ZM177 33H178V31H177ZM211 33H214V32H211ZM228 34H230V31L229 32H227ZM227 33L225 34L224 33V37L226 36L227 37ZM236 33V32H235ZM256 33V32H255ZM260 33H261V35H262V32L260 31ZM59 34V35H58ZM71 34V33H70ZM69 34V36H71ZM73 34V33H72ZM74 34L75 35H77V33H76V31L74 32ZM81 34V33H80ZM84 34V33H83ZM89 34V33H88ZM102 34H100V36H101V39H102ZM115 34H116V32H115ZM123 34H124V32H123ZM128 34V33H127ZM140 34V33H139ZM168 34V36H170V35H172V34H170L169 35V33H167ZM166 34V35H167ZM176 34V33H175ZM174 34V37L176 36ZM237 34V33H236ZM241 34V33H240ZM245 35V33L243 32L242 34H241V36L239 37V38H241L242 37V35ZM259 34V33H258ZM29 35V34H28ZM37 35V34H36ZM50 35V34H49ZM84 35H86V34H84ZM93 35V34H92ZM92 35L90 34L89 36H91L92 37ZM125 35V34H124ZM123 35V36H124ZM133 35V34H132ZM154 35V34H153ZM157 35V34H156ZM160 35V36H161ZM249 35V38L252 36V35H250V34H248ZM264 35V34H263ZM30 36V35H29ZM52 36V35H51ZM57 36H56V38H57ZM73 36V35H72ZM81 36H83V35H81ZM89 36H88V39H89ZM111 36H113V34L111 35ZM127 36V35H126ZM126 36H125V38H126ZM165 36V35H164ZM229 36V39H230V35H228ZM254 36V35H253ZM252 36V37H253ZM4 37V36H3ZM99 37V36H98ZM104 37V36H103ZM117 37V36H116ZM136 37V36H135ZM214 37V36H213ZM225 37V38H226ZM248 37V36H247ZM259 37V36H258ZM261 37V36H260ZM259 37V38H260ZM31 38H32V36H31ZM51 38V37H50ZM56 38H52V40L54 39H56ZM67 38V37H66ZM66 38L65 39H63V41L65 40V42H66ZM77 38L78 39H80V37H78V35H77ZM155 38H158L157 36L155 37ZM168 38V37H167ZM172 38H173V36H172ZM221 38V37H220ZM238 38V39H239ZM244 38V37H243ZM68 39H71L70 37L68 38ZM67 39V40H68ZM83 39V38H82ZM81 39V40H82ZM88 39H86V41L88 40ZM105 39V38H104ZM138 39V38H137ZM141 39H143V38H141ZM169 39H170V37H169ZM182 39H184V38H182ZM216 39V38H215ZM217 39H218V36H217ZM216 39V40H217ZM228 39V38H227ZM235 39V38H234ZM237 39V40H238ZM253 40H254V38H252ZM33 40H35V37H34V39ZM59 40H61V43H63L62 42V39H59ZM73 40V39H72ZM77 42H78V40L77 39H75ZM91 40H94V37L91 39ZM90 40V41H91ZM118 40V39H117ZM116 40V41H117ZM123 40V39H122ZM122 40H120V42H123V43H125L126 41H122ZM130 40V39H129ZM158 40V39H157ZM164 40H166V39H163V41ZM178 41H179V39H177ZM220 40H222V39H220ZM231 40H232V38H231ZM236 39L235 40H233V41H236V42H238ZM239 40H241V39H239ZM257 41H258V39H256ZM255 40V41H256ZM262 40H263V37H262ZM37 41V40H36ZM35 41V42H36ZM55 41H57L56 43L58 44V39L57 40H55ZM70 41V40H69ZM95 41V40H94ZM94 41H91V43H93V45L95 44H97L96 42L94 43ZM107 41V40H106ZM112 41V40H111ZM132 41V40H131ZM134 41V40H133ZM133 41H132V43H133ZM142 41V40H141ZM140 41V42H141ZM162 41V40H161ZM181 41V40H180ZM215 41V40H214ZM229 41V40H228ZM242 41V40H241ZM251 41V40H250ZM254 41V42H255ZM60 42V41H59ZM89 42V41H88ZM104 42V41H103ZM172 41H170V45L172 44L171 43ZM182 42V41H181ZM180 42V43H181ZM216 42V41H215ZM222 43L223 42H225L226 43V41L224 40V41H221ZM50 43V42H49ZM74 43H75V41H74ZM81 43V42H80ZM90 43V44H91ZM143 43V42H142ZM183 43V42H182ZM184 43H185V40H184ZM217 43H218V40H217ZM244 43V42H243ZM60 44V43H59ZM84 44V43H83ZM89 44V43H88ZM89 44V45H90ZM102 45H103V43H101ZM110 44V43H109ZM115 44V43H114ZM160 44V45H159ZM159 44H156V45H158V46H160L161 47V43H159ZM168 44V43H167ZM177 44V43H176ZM234 45H236L235 43H233ZM240 44V43H239ZM250 43H248V46H250L249 45ZM64 45V44H63ZM70 45V42H69V44H68V46ZM76 45H78V44H76ZM81 45V44H80ZM93 45H91V46H93ZM101 45V46H102ZM139 45H141V48L143 49L144 47H143V45L142 44H140L139 43ZM196 45V44H195ZM219 45V44H218ZM224 45V44H223ZM26 46V45H25ZM55 46H56V44H55ZM85 46H88L87 44L85 45ZM90 46V47H91ZM97 46V45H96ZM101 46H99V47H101ZM104 46V45H103ZM105 46H106V44H105ZM131 46L133 47V45L131 44ZM145 46V45H144ZM241 46V45H240ZM239 46V47H240ZM253 46H254V44H253ZM261 46V45H260ZM57 47H61V46H57ZM57 47H56V49H57ZM72 47H73V43H72ZM81 47H84V45H81ZM121 47H123V46H121ZM262 48H263V46H261ZM3 48V47H2ZM64 48V50H66V48L65 47H63ZM62 48V49H63ZM68 48V47H67ZM73 48H75V49H77L76 48V46H75V44H74V47ZM105 48V47H104ZM107 48V47H106ZM221 48H224V47H221ZM226 48L228 49V47L226 46ZM230 48V47H229ZM243 48H245V47H243ZM250 48V47H249ZM248 48V49H249ZM256 48V50L255 51H257V47H255ZM19 49V48H18ZM17 49V50H18ZM27 48L25 47V50H26ZM53 50H55L54 48H52ZM60 49V48H59ZM61 49V50H62ZM80 49V48H79ZM82 49V48H81ZM80 49V50H81ZM87 49V48H86ZM85 48H84V50H86ZM89 49V48H88ZM87 49V50H88ZM91 49H93V48H91ZM102 49V48H101ZM117 49V48H116ZM120 49V48H119ZM123 49V48H122ZM121 49V50H122ZM141 49V50H142ZM157 49V48H156ZM241 49V48H240ZM247 49V48H246ZM247 49V50H248ZM5 50V49H4ZM80 50H77V51H80ZM90 50V49H89ZM104 50V49H103ZM103 50H102V52H103ZM126 50L128 51V49L126 48ZM130 50V49H129ZM133 50H134V48H133ZM144 51H145V49H143ZM166 50V49H165ZM222 50H226L225 48L224 49H222ZM221 50V51H222ZM233 50V49H232ZM235 51L237 50V48H235L234 49ZM260 50V49H259ZM264 50V49H263ZM262 50V51H263ZM11 51V50H10ZM27 51V50H26ZM26 51H25V53H26ZM60 51V50H59ZM93 51H96V50H94L93 49ZM139 51V50H138ZM220 51V50H219ZM228 51H229V49H228ZM228 51H227V54H230V53H228ZM230 51H231V49H230ZM1 52V51H0ZM12 52V51H11ZM43 52V51H42ZM58 52V50L56 51V53ZM63 52V51H62ZM81 52V51H80ZM97 52H99V50L97 51ZM111 52V51H110ZM132 52V51H131ZM142 52V51H141ZM225 53V51H222L221 53ZM240 52H243V51H240ZM251 52V51H250ZM28 53V52H27ZM55 53V54H56ZM84 53V52H83ZM87 53H88V51H87ZM86 52L84 53V54H82V55H86L87 54ZM100 53V52H99ZM104 53V52H103ZM113 53V52H112ZM115 53H116V51H115ZM125 53V52H124ZM122 54V56L124 55V56H129L128 55V53L130 54V52H127V53H125V54ZM197 53V52H196ZM233 53H235V52H233ZM238 53H239V51H238ZM244 53H245V51H244ZM248 53V52H247ZM254 53V52H253ZM256 53V52H255ZM259 53V52H258ZM262 53V55H263V52H261ZM41 54V53H40ZM53 54H54V52H53ZM74 55H75V53H73ZM232 54V53H231ZM257 54V53H256ZM1 55V54H0ZM56 55H59L58 53L56 54ZM55 55V56H56ZM63 55V54H62ZM62 55H59V58H60V56H62ZM90 55H92L91 53H90ZM89 55V56H90ZM118 55V54H117ZM116 55V56H117ZM133 55V54H132ZM242 54H240L239 56H241ZM247 55H250V53L249 54H247ZM246 55V56H247ZM257 55H259V54H257ZM63 56H66V54L65 55H63ZM70 56V55H69ZM104 56V55H103ZM103 56H102V58H103ZM108 56V55H107ZM130 56H131V54H130ZM139 56H141V55H139ZM153 56V55H152ZM156 56V55H155ZM221 56V55H220ZM228 56V55H227ZM235 56H238V55H235ZM255 55H253V57H254ZM0 57H2V56H0ZM53 57H54V55H53ZM52 57V58H53ZM68 57V56H67ZM73 56H71V58H72ZM79 57V56H78ZM95 57V56H94ZM112 57L114 58L115 56H113L112 55ZM133 57V56H132ZM132 57H130L131 59H130V62H131V60L133 59ZM183 57H184V55H183ZM222 57V56H221ZM230 57V56H229ZM244 57V56H243ZM251 59H253V57H252V54H251V56H249ZM260 57H261V55H260ZM6 58H7V56H6ZM28 59L29 57L27 56V57H23V60H25V59ZM62 59H63V57H61ZM60 58V59H61ZM83 58V57H82ZM92 58H93V55H92ZM105 58H108V57H105ZM123 58V57H122ZM129 57H127V60H129L128 59ZM185 58V57H184ZM184 58H183V60H184ZM239 58V57H238ZM241 58V57H240ZM81 59V58H80ZM85 59V58H84ZM109 59V58H108ZM107 59V60H108ZM174 59V58H173ZM177 59V58H176ZM186 59V58H185ZM222 59H225V61L226 60H228V59H226V57L225 58H222ZM235 60L237 59L236 57L234 58ZM255 59H257V58H255ZM260 59V58H259ZM263 59H264V57H263ZM15 60V59H14ZM16 60H18V59H16ZM74 60V57H73V59L70 61L71 63H72V61ZM92 60V59H91ZM106 60V61H107ZM126 60V61H127ZM231 60V59H230ZM238 60V59H237ZM241 60V59H240ZM239 60V61H240ZM28 61V60H27ZM51 62H52V60H50ZM53 61H55V58L53 59ZM75 61V60H74ZM73 61V62H74ZM80 61V60H79ZM100 61V60H99ZM109 61H112L111 59L109 60ZM124 61V60H123ZM125 61V62H126ZM178 61H179V59H178ZM232 62H234L233 61V59L231 60ZM230 61V62H231ZM239 61H237V62H239ZM253 61V60H252ZM20 62V61H19ZM25 62H26V60H25ZM30 62V61H29ZM28 62V63H29ZM90 62V60L87 62V63H85L86 65L87 64H89V67L92 65L91 64V62ZM101 62V61H100ZM104 62H105V59H104ZM108 62V61H107ZM106 62V63H107ZM117 63H118V60L116 61ZM128 62V61H127ZM173 62V61H172ZM231 62V63H232ZM261 62V61H260ZM260 62H259V64H260ZM28 63H26V64H28ZM54 63H56V62H54ZM69 63V62H68ZM67 63V64H68ZM82 63V62H81ZM80 63V64H81ZM94 63V62H93ZM97 63V62H96ZM106 63H105V65H106ZM109 63H112L113 64V61L112 62H109ZM108 63V64H109ZM120 63V62H119ZM141 64L143 63V62H140ZM139 63V64H140ZM196 63V62H195ZM205 63V62H204ZM235 63V62H234ZM2 64V63H1ZM6 64V63H5ZM4 64V65H5ZM14 64H16L15 66H17L18 65V62L17 63H14ZM29 64H31V62L29 63ZM91 64V65H90ZM95 64V63H94ZM100 64V63H99ZM158 64V63H157ZM159 64H161V63H159ZM227 64H228V62H227ZM240 65L241 63L239 62V63H237V65ZM7 65V64H6ZM32 65V64H31ZM56 65H58V64H55V66ZM69 65V64H68ZM73 65H74V63H73ZM73 65H71V66H73ZM86 65H84V66H86ZM98 65V64H97ZM101 65V64H100ZM100 65H98V67L100 66ZM121 65V64H120ZM122 65L123 66H125L123 63H122ZM121 65V66H122ZM195 65V64H194ZM194 65H191L192 66V68H193V66ZM235 65V64H234ZM254 66H255V64H253ZM261 65H263L262 64V62H261ZM8 67H10L9 65H7ZM12 66H14V65H12ZM77 66V65H76ZM107 66V65H106ZM114 66V69H116L115 68V66H116V64L115 65H113ZM113 66L112 65H109V67H112L113 68ZM118 66V68H121L120 66H119V64L117 65ZM8 67H6V68H8ZM21 68H22V66H20ZM32 67V66H31ZM74 67V66H73ZM87 67V66H86ZM89 67H87L86 69H85V67H83L85 70H89L88 68ZM97 67V66H96ZM100 67H103L102 65L100 66ZM99 67V68H100ZM195 67V66H194ZM209 67V66H208ZM241 68H242V64H241V66H240ZM247 67V66H246ZM245 67V68H246ZM259 67H261V66H259ZM3 68V67H2ZM5 68V67H4ZM5 68V69H6ZM20 68V69H21ZM59 68H61L60 66L58 67V69ZM80 68V67H79ZM105 68V67H104ZM102 69L101 71H105V69ZM107 68V67H106ZM112 68H110V70H111V72L110 73H112ZM137 68H138V66H137ZM150 68V67H149ZM196 68V67H195ZM256 68V67H255ZM9 69V68H8ZM81 70H82V68H80ZM91 69V68H90ZM123 69V67L120 69V70H122ZM143 69V68H142ZM240 69V68H239ZM7 70V69H6ZM23 70V69H22ZM27 70L29 71L30 69H29V66L27 67ZM94 70V69H93ZM99 71H100V69H98ZM109 70V71H110ZM24 71V70H23ZM78 71V70H77ZM104 71H103V74H105L104 73ZM142 71V70H141ZM161 71H163V70H161ZM30 72V71H29ZM86 72V71H85ZM98 72V71H97ZM106 72V71H105ZM113 72H115V71H113ZM124 72V71H123ZM109 73V72H108ZM116 73V72H115ZM73 74H74V72H73ZM87 74V73H86ZM113 74V73H112ZM118 74H119V72H118ZM125 74V72L123 73V75ZM4 74L2 73V76H3ZM79 75V74H78ZM78 75H76L77 76V78H80V76L78 77ZM98 75V74H97ZM101 75V74H100ZM99 75V76H100ZM110 76H114V75H111V74H109ZM122 75V76H123ZM177 75V74H176ZM5 76H6V74H5ZM4 76V77H5ZM28 76L29 75H27V78H28ZM75 76V75H74ZM102 76V75H101ZM100 76V77H101ZM105 76H106V74H105ZM104 76V77H105ZM121 76V75H120ZM121 76V79L124 77H122ZM167 76V75H166ZM24 77V76H23ZM52 77H53V83H55V84H51L50 82H48V84L49 85H51V88L53 87V88H58V89H60L59 91L60 92H62L61 91V85H68L67 83L66 84H63V83H60V84H56V83H59V81H60V76L59 75H52ZM98 76H95V78H97ZM100 77H98L97 79H99ZM118 77V76H117ZM126 77V76H125ZM125 77L123 78V80H125ZM171 77V76H170ZM3 78V77H2ZM26 78V79H27ZM70 77H68V79H69ZM74 78V77H73ZM73 78H72V80H71V78L69 79V80H71V81H75V80H77V78H75V80H73ZM107 78V77H106ZM155 78H157V76H155ZM166 78V77H165ZM169 78V77H168ZM15 79V78H14ZM82 79V78H81ZM101 79V78H100ZM116 79V78H115ZM167 79V78H166ZM173 79V78H172ZM118 80V79H117ZM219 80H221V79H219ZM16 81V83L17 82H19V81H17V80H15ZM84 81V80H83ZM99 81V80H98ZM102 81H103V78H102ZM107 81V80H106ZM139 81V80H138ZM165 81V80H164ZM168 81V80H167ZM228 81V80H227ZM23 82V81H22ZM43 82H45V85H48L47 84V81L46 80H44L43 79ZM77 82H79L80 83V81H79V79H78V81ZM101 82V81H100ZM108 82H109V79H108ZM110 82H111V80H110ZM118 82L120 83L121 82V80L119 81L118 80ZM147 82V81H146ZM166 82V81H165ZM173 82V81H172ZM220 82V81H219ZM231 82V81H230ZM73 83V82H72ZM71 83V84H72ZM86 83V82H85ZM83 84V85H81V89H82V86H86V84ZM97 83V82H96ZM118 83V84H119ZM138 83H140V82H138ZM144 83V82H143ZM18 84V83H17ZM23 84V83H22ZM89 83H87V85H88ZM174 84V83H173ZM227 84H229V83H223V85L226 87V89H227V87L229 86V85H227ZM246 84H249V83H246ZM263 84V83H262ZM80 85V84H79ZM94 85H95V83H94ZM96 85H98V83L96 84ZM220 85H222V83L220 84ZM244 85V84H243ZM243 85L242 86H240V89L242 90V91H244L245 89L243 88ZM21 85H19L18 86V89L20 88V89H22V87H20ZM69 86V85H68ZM144 86V85H143ZM223 86V87H224ZM9 87V86H8ZM50 87V86H49ZM65 87V86H64ZM73 87H77V85H74ZM224 87V88H225ZM3 88V87H2ZM7 88V87H6ZM11 87H9V89H10ZM43 88V87H42ZM66 88V87H65ZM68 89H66V91L67 90H69L70 91V89H69V87H67ZM70 88H72V87H70ZM135 88H136V86H135ZM180 88V87H179ZM192 88V87H191ZM203 88H205V87H203ZM25 89V88H24ZM63 89V88H62ZM73 89H75V88H73ZM76 89H78V88H76ZM88 89H89V87H88ZM115 89V88H114ZM113 89V90H114ZM119 89V88H118ZM201 89V88H200ZM219 90H220V87L218 88ZM39 90H41V89H39ZM55 90V89H54ZM85 90V89H84ZM120 90V89H119ZM139 90V89H138ZM210 90V89H209ZM219 90H217V91H219ZM10 91V90H9ZM46 92V89L45 90H43V92ZM78 91V90H77ZM90 91H93L92 89L90 90ZM89 91V92H90ZM105 91V90H104ZM216 90H214L213 92H217ZM221 91V90H220ZM222 91H224L223 89H222ZM262 91V92H261ZM7 92V91H6ZM42 92V91H41ZM75 92L76 91H74V94H75ZM79 92H80V90H79ZM79 92H78V94H79ZM108 92V91H107ZM123 92V91H122ZM145 92V91H144ZM0 93H1V91H0ZM39 93H40V91H39ZM64 93H65V91H64ZM83 92H81V94H82ZM85 93H86V90H85ZM90 93H92V92H90ZM146 93V92H145ZM29 94V93H28ZM41 94H43V93H41ZM41 94H39L40 96H41ZM47 94H49V92L48 93H46V95ZM84 94V93H83ZM182 94V93H181ZM181 94H179V95H181ZM222 94H223V92H222ZM2 95V94H1ZM13 95V94H12ZM20 95V94H19ZM46 95H44L43 94V96H46ZM51 95V94H50ZM91 95V94H90ZM95 97H97L98 99H99V103L101 104V107L103 108L102 110H106L107 108H110V106L112 107V105H113V101L111 100V98H110V96L107 94H98V92H95ZM127 95H129V97H127ZM183 95H185V94H183ZM8 96V95H7ZM15 96V95H14ZM49 96V95H48ZM47 96V97H48ZM62 96V95H61ZM73 96V95H72ZM76 96H78V95H76ZM76 96H74L75 97V99L77 98H79V97H76ZM81 96H83V95H81ZM80 96V97H81ZM85 96H89V95H85ZM114 96L116 97V95L114 94ZM134 95H133V93L132 92H130V91H127V93L125 94V99H129L130 101H132L131 102V104L133 105V103L135 104V103H139V105H141V104H143V106L144 105H150L151 106V110H153L157 115H155V118H154V120H153V117H154V115L152 114L153 112H151V114L153 115V116H150L151 118H152V121H153V123L152 124H155V125H153L152 127H151V129L150 130H152V128L156 131V134H155V131L153 132V130L152 131H150V132H152V133H154L155 135H159V136H161V138L162 137H166L167 135L168 136H171L173 139L172 140H176L177 139V134H178V132H180V134H181V130H180V128H179V123L177 122V119H178V116H175V114H176V111L175 110H172L171 112H170V114H168V113H166V111H164V113H166V114H164L163 112H162V109L159 107L160 105V103H158V102H155V103H153V101H151V100H149L148 101V99L147 98H144V100H141V99H139L138 97H137V99L136 100H133V97ZM178 96V95H177ZM186 97H188V95H185ZM190 96V95H189ZM193 97L195 96L196 97V95H192ZM249 98H248V101L244 104V106L246 107V108H250L251 109V111L249 112V115H245L246 113H248L247 111H242L243 112V114H240V115H238L237 116V118H238V120H237V122H238V124H241V123H243L242 121V119H241V117L242 118H245L246 119V121L247 122H252V123H254L253 125L254 126H252V130H254L255 128L256 129H259V132H261L259 135H261L262 134V136L260 137V139L258 138V141H260V142H258V141H256V142H251L250 144H242L241 146L240 145H238V144H233L237 149H238V151L235 149V152L237 151V153L235 154V156H237V154H239L237 157H242V159H243V161L244 162H249L250 163V161H252V159H250V158H248V156H250V155H252V157L253 158H257V157H259L260 158V160L259 161H261L262 163L261 164H263L264 165V156H263V151L262 150H260L259 148L256 150V148L259 146V145H261V142L262 141H264V86H260V84H253L252 85V87H251V91H250V93H249ZM18 97H20V96H18ZM39 96H37V98H38ZM73 97V98H74ZM92 97V96H91ZM118 97V96H117ZM135 97V96H134ZM191 97V96H190ZM194 97V98H195ZM14 98V97H13ZM21 98V97H20ZM51 98H53L52 96L50 97L49 96V99H51ZM59 98V97H58ZM62 98V97H61ZM85 98V97H84ZM88 98V97H87ZM189 98V97H188ZM198 98V97H197ZM225 98V97H224ZM39 99V98H38ZM45 99L46 98H44V101H45ZM67 99V98H66ZM72 99V98H71ZM86 99V98H85ZM116 99V98H115ZM119 99V98H118ZM124 99V100H125ZM199 99V98H198ZM1 100H3V99H0V101ZM15 100V99H14ZM41 102H43V98H41ZM63 100V99H62ZM74 100V99H73ZM175 100V99H174ZM5 101V100H4ZM4 101H2V102H4ZM51 101H52V99H51ZM58 101H59V99H58ZM91 101V100H90ZM98 101V100H97ZM115 101H118L117 99L115 100ZM133 101H135V102H133ZM159 101V100H158ZM21 102V101H20ZM30 102H32V101H30ZM36 102V101H35ZM53 102H55L54 100H53ZM52 102V103H53ZM85 102V101H84ZM83 102V103H84ZM92 102H93V99H92ZM176 102V101H175ZM189 102V101H188ZM195 102V101H194ZM218 102V101H217ZM216 102V104H219L220 105V107L222 106L221 104H220V100H219V102L217 103ZM222 102V101H221ZM14 103V102H13ZM50 103V100H49V102H48V104ZM72 103V102H71ZM86 103V102H85ZM88 103H89V106H90V103L91 102H89L88 101ZM98 102H96V104H97ZM98 103V104H99ZM24 104V103H23ZM22 104V105H23ZM57 104V100H56V103L55 104H53V106H55ZM58 104H59V102H58ZM62 104V103H61ZM61 104H59L60 106H61ZM80 104V103H79ZM91 104H93V105H95L94 103H91ZM100 104L98 105V106H95V110H96V112H98L99 111V106H100ZM179 104V103H178ZM183 104H184V102H183ZM186 104V103H185ZM195 104V103H194ZM36 105V104H35ZM37 105H39V103H37ZM44 105H47V104H44ZM84 105V104H83ZM131 105V106H132ZM137 105V104H136ZM138 105V106H139ZM180 105V104H179ZM14 106V105H13ZM48 106V105H47ZM49 106H50V104H49ZM52 106V105H51ZM52 106V107H53ZM77 106V105H76ZM84 106H86V105H84ZM126 106V105H125ZM135 106V105H134ZM138 106H136V109L138 108ZM150 106H148L149 108H150ZM213 106V105H212ZM45 107V106H44ZM75 107V106H74ZM99 107V108H98ZM116 107V106H115ZM127 107V106H126ZM128 107H130V106H128ZM147 106L145 107L146 109L148 108ZM186 107H188V105L186 106ZM186 107H184V109L186 108ZM207 107V106H206ZM67 108V107H66ZM71 108V107H70ZM79 108V107H78ZM84 107L82 106V108L80 107L79 109H83ZM85 108H87V107H85ZM144 108V107H143ZM143 108H141L142 110H143ZM213 108V109H212ZM40 109V108H39ZM47 109V108H46ZM45 109V110H46ZM75 109V108H74ZM79 109H78V111H79ZM113 109H114V107H113ZM131 109H133V112H132V114L134 113V108H131ZM210 109H212L211 110V113H212V111H215L214 109V107H210ZM230 109V108H229ZM17 110H19V109H17ZM28 110V109H27ZM48 110V109H47ZM77 110V109H76ZM86 110V109H85ZM84 110V111H85ZM89 110V109H88ZM112 109H110V110H108L107 112L105 111V112H103L102 114H105V113H110L111 114V111ZM140 110V108L138 109V110H136L137 112ZM145 110V109H144ZM150 110V111H151ZM188 110H190L189 108L187 109H185V111H188ZM191 110H193V109H191ZM218 110V109H217ZM215 111V113L216 114H218V111ZM249 110V109H248ZM43 111V110H42ZM53 111H55V110H53ZM83 111V112H84ZM90 111V110H89ZM124 113L127 111H124V110H122ZM141 111V110H140ZM140 111L138 112V113H140ZM146 111V110H145ZM149 111V110H148ZM184 111V110H183ZM197 111V110H196ZM196 111H194L195 113H196ZM238 111V110H237ZM18 112V111H17ZM16 112V113H17ZM35 112H37L36 110H35ZM51 112V111H50ZM82 112V111H81ZM93 112V111H92ZM137 112H135L134 114H137ZM210 112V111H209ZM244 112H246L245 114H244ZM25 113V112H24ZM41 113H43V112H41ZM123 113V114H124ZM129 113V109H128V112H127V114ZM193 113V112H192ZM211 113L209 114L208 113V115H211ZM226 113V112H225ZM232 113V112H231ZM32 114V113H31ZM60 111H59V113L57 114H52L51 116H53V119H50V121L51 120H57L58 119V121H59V125L58 126H56L57 125V123H55V125L54 126H56L55 128H57L59 131H60V133H56V137H58V138H60L61 139V141L62 142H64V144H60L59 146L57 145V148H54V149H51V156L52 157H58V158H62V152L65 150V153H66V162L69 164V165H71L70 163H73V169H75V172L78 174H81V177L79 178V179H77L78 180V182H79V180L80 181H82V185H81V187L79 186V188H77V189H79V192H78V194H75V197H71L72 199H73V201L72 202H70V206H69V213L71 214V213H73V215H71V216H75L76 218H78V219H83V220H81V221H77L76 220V228H75V233L77 234V235H80V239L83 241V242H85V243H90V244H92V246L95 248V252H101V251H103V249H105L104 247L105 246H107V247H110V246H113V245H124V244H131V243H139L140 241H142V236H143V233H144V231H143V233H141V232H138L137 231V229L136 228H139V227H146L147 226V224H150V225H154L155 223H161L163 220L166 222L167 221V218L165 217V218H163L164 216H165V214H163V212H162V214L160 215L159 213H156V211H160V210H162V206H160V208L161 209H158L157 207V209L158 210H154V209H149L148 207H147V205L149 204V205H151L152 207H154L155 208V203L154 202H152L153 201V196H154V194H155V192H156V190H159V188L160 187H164V185H162V182H163V184H165V186L166 187H169V188H171V187H174V189L176 190V189H178V192H180L181 194L180 195H177L178 197H185L184 199H187V200H184V201H182V199H181V203H180V201L176 204V197H175V193H173L172 192V190H171V192H170V190L168 191H163L162 190V197H165L166 198V196H168V197H171L172 196V198L174 199V201L173 200H171V202H173V205L175 206V207H178L179 208V210H181V208H183L184 209V211H186V213H184L183 212V214H187V213H189L190 211H189V208H191L192 209V207H194V209L195 210H197V213L195 214V217L192 219V221H191V226H190V228H192L193 230H195V229H199V227L200 228H203L204 229V235H206L205 236V239H207L208 237V235H210L211 236V238H212V240L211 239H208V242H210V241H213L212 242V245H210V246H213V247H215V248H217V249H219V251H218V253H217V255L219 254L220 256H222V254H225L226 253V255H233V254H235L236 256H243V257H245V261H246V258H249V259H252L253 260V262L254 263H252V264H264V243H263V241H262V237L264 236V201L261 203V202H259V204L256 202V203H254V198L252 199L251 198V201L253 200V202H251L250 200V202H251V204L252 203H254L253 205V207H252V209L250 210V212L249 213H247V215H245V211L244 210H241V208H243V206H245V205H249L250 203H249V201L248 200H245V199H243V198H240V201L242 200L243 201V204H245L244 203V201L245 202H248L247 204H245V205H241L242 203V201L239 203L238 202V197H236V196H234V195H231V197L229 198H226L228 195H226V193L228 194L229 192H225V196L226 197H224V198H221V195H223L222 193L224 192V189H223V192H220L221 193V195H220V197L219 198H216L217 196L215 195V193L216 192H214V193H210V192H213V191H209V190H212V189H209L208 188V195H205V197H203V196H201V197H199L197 200L195 199L196 198V196H197V193L194 191V190H192L191 188H190V186H191V182H190V180L189 179H191L192 177L191 176H185V178H184V176H183V178H180V177H182V173H179V171L178 170H176V169H170L169 168V171L171 172V174L172 175H174V179H172L171 180V182L169 181V182H167V175H168V172H166L165 173V171H163V168H164V166L163 167H161V165H165L166 166V163L167 162H162V161H164V160H158V162H159V164H157L156 165V163L157 162H155L154 164L156 165V167L158 166V167H160V168H153V167H148V166H144V167H142V166H139V167H136V168H133V167H131V163H132V161H131V157L129 156V153L131 154V151L130 150H128V148H127V143H122L121 141H122V138H125V137H123L124 136V133L123 132H118L119 131V129H118V131H117V133L115 132V133H111V132H109V130H108V132L107 131H105V127L106 126H104L103 127V124H102V126L100 125L102 122H107L109 119L107 118V117H105V116H101V115H97L96 116V118H98L99 120H96L97 122V124H95V128H97L95 131H93V130H91V131H89V132H85L86 131V129H90V127H88L89 126V123H92L94 120H95V117L94 116H92V118H88V119H83V118H80L81 116H76V115H72V117L70 116L69 118L68 117H66V119H65V117H63V116H60ZM73 114V113H72ZM86 114V113H85ZM110 114H107V115H110ZM131 114V115H132ZM143 114H145L144 112H143ZM142 114V115H143ZM164 114V115H163ZM189 114V113H188ZM188 114H186V115H188ZM190 114H191V112H190ZM189 114V115H190ZM220 114V113H219ZM218 114V115H219ZM223 115H224V113H222ZM227 114V113H226ZM235 114V113H234ZM19 115V114H18ZM44 115H45V113H44ZM62 115V114H61ZM87 115H91L90 113L89 114H87ZM148 114H146V117H148L147 116ZM185 115V116H186ZM217 115V116H218ZM40 116V115H39ZM48 116V115H47ZM88 116V117H89ZM134 116V115H133ZM133 116H132V118H133ZM137 116H139V115H136V117ZM212 116V115H211ZM219 116H221V115H219ZM229 116V115H228ZM233 116V115H232ZM18 117V116H17ZM25 116H23V118H24ZM40 117H42V118H44L43 116H40ZM82 117H84V116H82ZM110 117H112V116H110ZM190 117V116H189ZM189 117H186V118H188L189 119ZM213 117V116H212ZM223 117V116H222ZM31 118V117H30ZM35 118V117H34ZM85 118V117H84ZM121 118V117H120ZM119 118V119H120ZM131 118V119H132ZM135 118V117H134ZM130 119L131 121H130V124H132L131 122L132 121H134L133 122V124L135 123V119ZM140 118H142V117H140ZM139 118V119H140ZM149 118V117H148ZM205 118V117H204ZM203 118V119H204ZM208 118V117H207ZM215 118H216V116L214 117V120H215ZM220 117H218V119H219ZM224 118V117H223ZM232 118V117H231ZM234 118V117H233ZM232 118V119H233ZM25 119V118H24ZM41 119V118H40ZM118 119V120H119ZM138 119V120H139ZM142 119H144V123L145 122H147V121H145V117H143ZM147 119V118H146ZM202 119V120H203ZM208 119H210V118H208ZM217 119V118H216ZM217 119V120H218ZM221 119V118H220ZM219 119V120H220ZM22 120V119H21ZM26 120V119H25ZM64 120H68V121H73L72 122V126L71 127H69V125H68V127H62V123L64 122ZM121 120H122V118H121ZM141 120V119H140ZM187 120V119H186ZM214 120H211L212 122H208V121H210V120H207V123H210V124H212V125H214ZM218 120V121H219ZM19 121V120H18ZM30 121V120H29ZM34 121V120H33ZM57 121V122H58ZM143 121V120H142ZM234 121V120H233ZM232 121V122H233ZM13 122V121H12ZM25 122V121H24ZM116 122V121H115ZM122 122V121H121ZM150 121H148V123H149ZM155 122V123H154ZM189 121H187L186 122V124L188 123ZM202 122V121H201ZM217 122V121H216ZM222 122H223V120H222ZM221 122V123H222ZM16 123V122H15ZM20 123V122H19ZM22 123V122H21ZM147 123V126H150L149 124ZM218 123V122H217ZM234 123H235V121H234ZM245 123V122H244ZM243 123V124H244ZM42 124V123H41ZM111 124H112V122H111ZM121 123H119V125H120ZM189 124V123H188ZM248 124L250 125V123H247V126H248ZM15 125V124H14ZM39 125V124H38ZM91 125V124H90ZM118 125V126H119ZM122 125V124H121ZM120 125V126H121ZM140 126V124L139 123H137V126ZM143 125V124H142ZM220 125V124H219ZM235 125H237L236 123H235ZM64 126V125H63ZM109 126H111V125H109ZM117 126V127H118ZM124 126V125H123ZM123 126H122V128H123ZM134 126H135V129H138V128H136V125L134 124ZM145 126H146V123H145ZM190 126V125H189ZM207 125H205L204 124V127H206ZM221 126V125H220ZM245 126H246V123H245ZM245 126H243V127H245ZM125 127V126H124ZM155 127H156V129H155ZM218 127V126H217ZM223 127H224V123H223ZM223 127H221V128H223ZM94 127L92 126V129H93ZM121 128V127H120ZM187 128H188V126H187ZM213 128V127H212ZM219 128V127H218ZM246 128H248V127H246ZM124 129V128H123ZM135 129H133V131L131 130V132H133V133H135V132H137V131H140L139 129H140V127H139V129L138 130H136V131H134ZM260 129H262V131L260 130ZM53 130V129H52ZM57 130V131H58ZM85 130V131H84ZM117 130V129H116ZM130 130V129H129ZM149 130V129H148ZM248 130H250V129H248ZM252 130H250L253 134H255V131H252ZM88 131V130H87ZM120 131H121V129H120ZM207 131V130H206ZM212 130H210V132H211ZM257 132L256 133H258V130H256ZM82 132H84V133H86V134H83ZM95 132L97 133V135H95ZM141 132V131H140ZM147 132V131H146ZM222 132V131H221ZM244 132H245V129H244ZM45 133V132H44ZM142 133V132H141ZM141 133H140V136H143V135H141ZM149 133V132H148ZM211 133H213V132H211ZM220 133V132H219ZM223 133V132H222ZM247 133H250V132H247ZM113 135L114 137H119L120 138V140H118V141H120L119 143H117V142H113L112 140H111V138L109 137V135ZM137 134H139V133H137ZM135 135L136 137L138 136V135ZM146 134V133H145ZM243 134V133H242ZM251 134V133H250ZM249 134V136L248 135H245V136H247L248 138H250L252 135H250ZM102 136L101 138L99 137V136ZM130 135H131V133H130ZM134 134H132L131 136H133ZM145 136V135H144ZM143 136V137H144ZM146 136H147V134H146ZM154 136V135H153ZM255 137H256V135H254ZM96 137V139L98 138L99 140H97V141H93L92 140V138H95ZM122 137V138H121ZM134 137V136H133ZM132 137V138H133ZM149 137H151V136H149ZM155 137V136H154ZM158 137V136H157ZM55 138V137H54ZM57 138V139H58ZM130 138V137H129ZM128 138V139H129ZM145 138V137H144ZM212 138H214L215 139V137H213L212 136ZM127 139V140H128ZM135 140H137L136 138H134ZM138 139H140L141 140V138H139L138 137ZM154 139H156V137L154 138ZM251 139V138H250ZM253 139V138H252ZM251 139V140H252ZM55 140H56V138H55ZM132 140V139H131ZM171 140V141H172ZM213 140V139H212ZM219 140V139H218ZM217 140V141H218ZM255 140V139H254ZM60 141V140H59ZM72 142V141H74L73 142V144L71 143V144H67V142ZM90 141V143H88ZM144 141V140H143ZM153 142V139L152 140H149V145H151V142ZM170 141V140H169ZM215 141V143H216V140H214ZM146 142H147V139H146ZM160 142V141H159ZM161 142H163V141H161ZM165 142V141H164ZM59 143H61V142H59ZM134 143H135V141H134ZM137 143V142H136ZM135 143V144H136ZM139 143H142V141L141 142H138L136 145H135V147L137 146V145H139ZM144 143H145V141H144ZM189 143V142H188ZM213 143V142H212ZM257 143V144H256ZM53 144V143H52ZM56 144V143H55ZM129 145H131V143L129 142L128 143ZM158 144V143H157ZM204 144V143H203ZM264 144V143H263ZM29 145V144H28ZM61 145H64V147L65 148H63V147H61ZM133 145V144H132ZM145 145H146V143H145ZM159 145H161L160 143H159ZM204 145H206V144H204ZM54 146V145H53ZM142 146V145H141ZM152 146V145H151ZM132 147V146H131ZM156 147H158V145L156 146ZM160 147V146H159ZM230 147V146H229ZM228 147V148H229ZM261 147V146H260ZM137 148V147H136ZM143 148V147H142ZM170 149L172 148V147H169ZM213 148V147H212ZM211 148V149H212ZM264 148V147H263ZM41 149H43V146H42V148ZM64 149V150H63ZM148 149H150V148H148ZM155 148H153L152 150H154ZM170 149H169V151H170ZM176 149H177V147H176ZM190 148H188V150H189ZM232 149V152L234 151V149H233V147L232 148H230V150ZM248 149H251L250 151L248 150ZM138 150V149H137ZM67 151H69V152H67ZM140 151V150H139ZM143 151H144V149H143ZM168 151V152H169ZM172 151V150H171ZM181 151V150H180ZM189 151H191V150H189ZM215 151H217V149L216 150H214V152ZM174 152V151H173ZM227 152H228V149H227ZM227 152H225V154H228ZM230 153L231 155H233L234 153ZM147 151L145 150V154L147 155ZM151 153V152H150ZM171 153V152H170ZM32 154V153H31ZM180 154L183 156V154H184V152H183V154H182V152H180ZM179 154V155H180ZM132 155L133 156H136V158H137V161L140 163H143L144 162V164H147L146 162H147V160H143L142 158H141V155L138 153V152H135V153H132ZM150 155V154H149ZM149 155H147V157H149ZM178 155V156H179ZM180 155V156H181ZM107 156H110V158H108ZM155 156V155H154ZM171 156H173L172 155V153H171V155L169 156L170 158H171ZM181 156V157H182ZM228 155H226V157H227ZM234 156V155H233ZM233 156H229L228 157V159H230V160H232L233 159ZM235 156H234V158H235ZM11 157V156H10ZM37 157V156H36ZM153 157V156H152ZM163 157V156H162ZM192 157V155H190V158ZM222 157H224L223 155H222ZM221 157V159L223 160V161H225V159H223ZM237 157L235 158V159H237ZM135 158V157H134ZM135 158V159H136ZM144 158V157H143ZM154 158V157H153ZM152 158V159H153ZM155 158H156V156H155ZM165 158H167V157H165ZM198 158V157H197ZM208 158V157H207ZM206 158V159H207ZM45 159V158H44ZM173 159V158H172ZM180 159V158H179ZM205 159V158H204ZM227 159V160H228ZM156 160V159H155ZM167 160V159H166ZM200 160V159H199ZM234 160V159H233ZM233 160L231 161V162H233ZM254 160V159H253ZM178 161V160H177ZM176 161V162H177ZM202 161V160H201ZM235 161V160H234ZM258 161V162H259ZM170 162V161H169ZM180 162H181V160H180ZM183 162V161H182ZM227 162H230V161H227ZM230 162V163H231ZM65 163V162H64ZM150 163V162H149ZM160 163H161V165H160ZM179 163V162H178ZM222 163V162H221ZM234 163V162H233ZM133 164V163H132ZM190 165V167H191V163H189ZM196 164H198V161L196 162ZM236 164H238L237 162H236ZM252 164H255V162L254 163H252ZM56 166H57V164H55ZM54 165V166H55ZM61 165V164H60ZM140 165H142V164H140ZM150 165V164H149ZM177 165V164H176ZM179 166H180V164H178ZM199 165V164H198ZM211 165V164H210ZM209 165V166H210ZM227 165V164H226ZM53 166V167H54ZM62 166V165H61ZM79 166H82L81 167V169H78L79 168ZM228 166H230V164L228 165ZM249 166H250V164H249ZM252 166H254V165H252ZM256 166V165H255ZM258 166H260V164H258ZM200 167V166H199ZM231 167H233V166H231ZM248 167V166H247ZM257 167V166H256ZM42 168V167H41ZM167 169H168V165H167V167H166ZM198 168V167H197ZM201 168V167H200ZM228 168V167H227ZM227 168L225 169V171L227 170ZM234 168V167H233ZM232 168V169H233ZM237 168V167H236ZM50 169V168H49ZM69 169H70V166H69ZM151 169H153V171L151 170ZM206 169V168H205ZM204 169V171L206 172V170ZM229 169V168H228ZM243 169V168H242ZM254 169V168H253ZM257 169V168H256ZM261 169V168H260ZM264 169V168H263ZM143 170H145V171H148V170H150L151 171V174L153 173L154 174V172H155V174L154 175H156V176H152L151 178H149V176H148V174H147V172H144ZM188 170H190V169H188ZM200 171H202L201 169H199ZM234 170H235V168H234ZM241 170V169H240ZM244 170V169H243ZM62 171V170H61ZM178 171V172H177ZM191 171V170H190ZM208 171V170H207ZM229 171V174L231 175V173H230V169L228 170ZM236 171H237V169H236ZM242 171V170H241ZM245 171H248V170H245ZM261 171H263V170H261ZM233 172H234V175H235V173H237V172H235V171H232V174H233ZM62 173H64V172H62ZM76 173H74L73 172V170L72 169H70L69 170V172H68V174L71 176V174L73 175L72 177H76ZM187 173V172H186ZM190 173V172H189ZM197 173H199L198 171H197ZM209 173V172H208ZM247 174H249L248 172H246ZM251 173V172H250ZM262 173V172H261ZM263 173H264V171H263ZM207 174V173H206ZM210 174V173H209ZM226 174H228V173H226ZM225 174V175H226ZM245 174V173H244ZM247 174H245L246 176H247ZM175 175L176 176H178L179 178H180V180H178V179H175ZM192 175V174H191ZM244 175V176H245ZM253 175V174H252ZM193 176V175H192ZM213 175H211V176H207V175H205V178L206 177H212ZM232 177H233V179L235 178L233 175H231ZM230 176V177H231ZM243 176V175H242ZM249 176L250 175H248V178H249ZM78 177V176H77ZM156 177V178H155ZM173 177V176H172ZM177 177V178H178ZM216 177V176H215ZM231 177V178H232ZM253 177V176H252ZM252 177H250V180H251V178ZM214 178V177H213ZM229 178V177H228ZM227 178V179H228ZM241 178V177H240ZM245 178H247V177H245ZM248 178H247V180H248ZM196 179H197V177H196ZM196 179H193L194 180V183H195V180ZM199 179V178H198ZM206 179H208V178H206ZM215 179V181H216V178H214ZM232 179V180H233ZM244 179V178H243ZM242 179V180H243ZM263 180H264V176H263V178H262ZM21 180V179H20ZM19 180V181H20ZM186 180H188V181H186ZM200 180V179H199ZM218 180V179H217ZM250 180H248L249 182H251ZM204 181H206V180H204ZM212 181H214L213 179H212ZM237 181V180H236ZM235 181V182H236ZM247 181V182H248ZM73 182V181H72ZM197 182H200V181H198L197 180ZM227 182V181H226ZM243 182H246V181H243ZM242 182V183H243ZM263 182V181H262ZM203 183V182H202ZM206 183V182H205ZM204 183V184H205ZM254 183V182H253ZM257 183H259L258 182V180H257ZM256 183V184H257ZM62 184V183H61ZM65 184V183H64ZM72 184H74V183H72ZM148 184H150V191H149V193H144V192H146L145 191V188L146 187H148ZM169 184H170V186H169ZM224 184V183H223ZM15 185V184H14ZM80 185V184H79ZM195 185V184H194ZM206 185V184H205ZM230 185V184H229ZM245 185V184H244ZM251 185V184H250ZM257 185H259V184H257ZM51 186V185H50ZM73 186H75V185H73ZM175 186H176V188H175ZM209 186V185H208ZM253 186V185H252ZM60 187H61V185H60ZM210 187L212 188V187H214L213 185H210ZM229 187V186H228ZM14 187H12L11 189H13ZM53 188V187H52ZM149 188V187H148ZM194 188V187H193ZM230 188H232V187H230ZM239 188V187H238ZM238 188H236V189H238ZM249 188V191L252 189L250 186L248 187ZM247 188V189H248ZM254 188V187H253ZM264 188V187H263ZM54 189V188H53ZM52 189V190H53ZM70 189V188H69ZM172 189V188H171ZM173 189V190H174ZM220 189V188H219ZM233 189V188H232ZM235 189V190H236ZM261 190H262V186H261V188H260ZM51 190V189H50ZM73 190V189H72ZM71 190V191H72ZM149 190V189H148ZM153 190H155V191H153ZM197 190V189H196ZM234 190V189H233ZM235 190H234V192H235ZM253 190V189H252ZM260 190V191H261ZM55 191V190H54ZM53 191V192H54ZM64 191V190H63ZM206 191H207V189H206ZM214 191H216V190H214ZM222 191V190H221ZM249 191H248V194H249ZM254 191H256L255 189H254ZM260 191H258V192H260ZM264 191V189L262 190V192ZM61 192H62V190H61ZM67 192V191H66ZM70 192V191H69ZM74 192V191H73ZM239 192V189L237 190V193ZM241 192H243V191H241ZM262 192H260V193H262ZM252 193H253V191H252ZM257 193V192H256ZM61 194H63V193H61ZM64 195V194H63ZM242 195H246V194H242ZM254 196L256 195V194H253ZM145 196H147V197H145ZM148 196H149V198H148ZM200 196V195H199ZM167 197V198H168ZM246 197V196H245ZM248 197V196H247ZM258 197V196H257ZM59 198V197H58ZM146 198H148V200H146ZM165 198H161V201H164L165 200ZM188 198H190V199H188ZM249 198V197H248ZM259 198L260 197H258V200H259ZM261 198H263L262 200H264V195L262 194V196H261ZM179 199V198H178ZM255 200H256V198H255ZM66 201V200H65ZM69 201V200H68ZM18 202V201H17ZM158 202V201H157ZM187 202H189V205L186 207V206H184V205H186L187 204ZM167 203V202H166ZM10 204V203H9ZM18 204V203H17ZM61 204V203H60ZM160 204V203H159ZM13 205V204H12ZM52 205V204H51ZM173 205L172 206H170V208H169V211H172L173 212V210L175 209V207H173ZM10 206H11V204H10ZM157 206V205H156ZM240 206H242L241 208H240ZM7 207H8V205H7ZM50 207V206H49ZM48 207V208H49ZM247 206H245V208H246ZM250 207V206H249ZM26 208V207H25ZM248 208V207H247ZM246 208V209H247ZM3 209V208H2ZM6 209V208H5ZM182 209V210H183ZM43 210V209H42ZM255 210V211H254ZM67 211H68V209H67ZM168 211V212H169ZM175 211V210H174ZM246 211V212H247ZM2 212H4L3 210H2ZM7 212V211H6ZM27 212V211H26ZM32 212V211H31ZM167 212V211H166ZM171 212V213H172ZM5 213V212H4ZM27 214V213H26ZM25 214V215H26ZM36 214V213H35ZM40 214V213H39ZM175 214V213H174ZM174 214H173V216H174ZM182 214V213H181ZM181 214H179V215H181ZM182 214V215H183ZM200 214V215H199ZM14 215V214H13ZM16 215V214H15ZM19 215V214H18ZM23 215V214H22ZM28 215H30L29 213H28ZM8 216V215H7ZM21 216V215H20ZM42 216H44V215H42ZM163 216V217H162ZM191 217V215H186V218H188V217ZM198 216V220L199 219H201V220H203V224L201 225V226H198V224H199V221L197 220V217ZM249 216H251V217H249ZM4 217H5V215H4ZM10 217V216H9ZM18 217V216H17ZM0 218H2V217H0ZM19 218V217H18ZM46 218V217H45ZM179 218H180V216H179ZM178 218V219H179ZM183 218V217H182ZM249 218H252L251 220H252V224L249 222V225H251V226H249V225H247V220H250ZM8 219H10V218H8ZM72 219V218H71ZM20 220V219H19ZM49 220V219H48ZM174 220V219H173ZM24 221V220H23ZM23 221H21V222H23ZM46 221V220H45ZM44 221V222H45ZM58 221H59V219H58ZM171 220H169V222H170ZM9 222H11V221H9ZM73 222V221H72ZM71 222V223H72ZM175 222V221H174ZM177 222V221H176ZM175 222V223H176ZM15 223H17V222H15ZM14 223V224H15ZM171 223H173V222H171ZM4 224V223H3ZM13 224V225H14ZM23 224H24V222H23ZM181 224H183V223H180V225ZM185 224V223H184ZM205 224H211V228H207V226L205 225ZM27 225H29L28 223H27ZM51 225V224H50ZM159 226H160V228H161V224H158ZM167 225V224H166ZM169 225V224H168ZM10 226H11V224H10ZM15 226V225H14ZM157 226V225H156ZM186 227H188L189 228V223H187L186 225H185ZM11 228V227H10ZM12 228H13V226H12ZM36 228V227H35ZM69 228V227H68ZM155 228V227H154ZM163 228H165V227H162V229ZM189 228V229H190ZM218 228V229H217ZM253 228V229H252ZM157 229V228H156ZM206 229V230H205ZM216 229V230H215ZM21 230V229H20ZM47 230V229H46ZM155 230V229H154ZM154 230L152 229V232L154 233ZM164 230V229H163ZM162 230V231H163ZM168 230H170L169 228H168ZM202 230V229H201ZM243 230H245V231H247L246 232V234H242L241 235V231H243ZM253 230H255V231H253ZM172 231V230H171ZM174 232H176L177 231V228H176V230H173ZM146 232V231H145ZM152 232H147L148 234L149 233H152ZM159 232L161 233V234H163L160 230H159ZM166 232V231H165ZM196 232V231H195ZM220 232H221V234H220ZM5 233V232H4ZM21 233V232H20ZM156 233H158V229L156 230V232L154 233V234H156ZM159 233V234H160ZM167 233V232H166ZM172 233V232H171ZM197 234H198V232H196ZM215 233H218V235H216V236H214L215 235ZM8 234H9V232H8ZM14 234V233H13ZM39 234V233H38ZM158 234V235H159ZM160 234V235H161ZM172 234H174V233H172ZM208 234V235H207ZM145 235H147V234H145ZM153 235V234H152ZM164 235V234H163ZM163 235L162 236H160V237H162L163 238ZM199 235V234H198ZM203 234L202 235H200V236H204ZM36 236V235H35ZM154 236H157V235H154ZM153 236V237H154ZM166 236V235H165ZM247 236H251V237H253L254 238V246L253 247H250L249 245H244L243 246V248H245L248 252L246 253V255L241 251V250H243V249H238L237 247H235L236 245H233L234 244V242H236L235 244H238V242H242V241H244L245 240V238L247 237ZM42 237V236H41ZM147 237V236H146ZM150 237V235L148 236V238ZM152 237V238H153ZM159 237V239H161ZM168 237V236H167ZM155 238V237H154ZM182 238V237H181ZM204 238V237H203ZM202 237H200V240H202L203 239ZM6 239V238H5ZM61 239V238H60ZM144 239V241H145V238H143ZM156 239H157V237H156ZM155 239V240H156ZM193 239H194V237H193ZM230 239H231V241H230ZM171 240V239H170ZM181 240H183V239H181ZM204 240V239H203ZM202 240V241H203ZM227 240V241H226ZM252 240V239H251ZM1 241V240H0ZM35 241V240H34ZM157 241V240H156ZM168 241V240H167ZM179 241V240H178ZM189 241V240H188ZM187 241V242H188ZM191 241H193V240H191ZM229 241V242H228ZM8 242H10V241H8ZM158 242V241H157ZM162 242V241H161ZM169 242V241H168ZM167 242V243H168ZM172 242H173V240H172ZM199 242V241H198ZM198 242H197V244H198ZM233 242V243H232ZM163 243H165V242H163ZM186 243V242H185ZM202 243V242H201ZM11 244V243H10ZM31 244H32V242H31ZM162 244V243H161ZM160 244V245H161ZM169 245H170V243H168ZM179 244V242L177 243V245ZM188 244V243H187ZM191 243H189V245H190ZM194 244H195V246H196V242H195V240H194ZM193 244V245H194ZM34 244H32V246H33ZM134 245V244H133ZM132 245V246H133ZM183 245V244H182ZM200 245H203V244H200ZM199 245V246H200ZM229 245H233L234 247H230ZM155 246H156V244H155ZM173 246V245H172ZM185 246V245H184ZM195 246H193L194 248H195ZM26 247H29L28 245L26 246ZM25 247V248H26ZM136 247V246H135ZM170 247H171V245H170ZM178 247V246H177ZM203 247V246H202ZM240 247V246H239ZM8 248V247H7ZM18 249H19V247H17ZM134 248V247H133ZM190 248H191V246H190ZM199 248V247H198ZM201 248V247H200ZM206 248V247H205ZM205 248H204V251L206 252H208V250H205ZM241 248V247H240ZM254 248V251L256 252V256L252 253V249ZM27 249V248H26ZM29 249V248H28ZM51 249V248H50ZM132 249V248H131ZM202 249V248H201ZM201 249H199V250H201ZM207 249V248H206ZM209 249V248H208ZM14 250H15V248H14ZM38 250V249H37ZM135 250V249H134ZM4 251V250H3ZM39 251V250H38ZM120 251V250H119ZM136 251V250H135ZM139 251V250H138ZM189 251V250H188ZM203 251V250H202ZM211 251V250H210ZM214 251V250H213ZM5 252V251H4ZM7 252V251H6ZM132 252V251H131ZM140 252V251H139ZM143 252V251H142ZM154 252V251H153ZM216 252H217V250L215 251V254H216ZM254 252V253H255ZM8 253V252H7ZM15 253H16V250H15ZM141 253V252H140ZM165 253V252H164ZM214 253V252H213ZM213 253H212V255H213ZM231 253V254H230ZM36 254V253H35ZM50 254V253H49ZM85 254L87 255V253L85 252ZM142 254V253H141ZM143 254H144V252H143ZM151 254V253H150ZM149 254V255H150ZM199 254V253H198ZM198 254H197V256H198ZM210 254H211V252H210ZM250 254V255H249ZM138 255H140L139 253H138ZM153 254H151V256H152ZM196 255V254H195ZM33 256V255H32ZM48 256V255H47ZM177 256V255H176ZM213 256H215V255H213ZM31 257V256H30ZM141 257V256H140ZM142 257H143V255H142ZM146 257V256H145ZM154 257H155V255H154ZM166 257H167V255H166ZM225 257H227V256H225L224 255V258ZM105 258V257H104ZM147 258V257H146ZM161 258H162V256H161ZM222 258V257H221ZM228 258V257H227ZM41 259V258H40ZM182 259V258H181ZM205 259V258H204ZM218 259V258H217ZM107 260V259H106ZM154 261H157V260H154ZM170 261V260H169ZM168 261V262H169ZM202 261V260H201ZM200 261V262H201ZM163 262H165V261H163ZM200 262H199V264H200ZM220 262H221V260H220ZM217 263V262H216ZM231 263V262H230ZM229 263V264H230ZM236 263V262H235ZM243 263V262H242ZM168 264V263H167ZM209 264V263H208Z\"/></svg>",
  "mask_w": 264,
  "mask_h": 264
}]
</instances>
